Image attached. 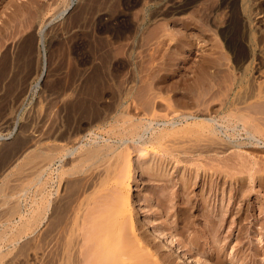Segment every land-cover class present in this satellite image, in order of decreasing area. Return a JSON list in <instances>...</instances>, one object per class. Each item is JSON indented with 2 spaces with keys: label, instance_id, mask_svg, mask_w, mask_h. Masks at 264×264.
Listing matches in <instances>:
<instances>
[{
  "label": "rangeland",
  "instance_id": "374dc122",
  "mask_svg": "<svg viewBox=\"0 0 264 264\" xmlns=\"http://www.w3.org/2000/svg\"><path fill=\"white\" fill-rule=\"evenodd\" d=\"M66 3L68 5L69 1L68 0H0V29H2V31L0 30V35L2 36L3 34V36L0 37V264H73V259L76 258L79 259V262H77L78 264L81 263L83 264L82 254L79 253L80 252L79 250H82L80 246L83 243V242L81 243V239H80L81 236H78L80 241L77 240L78 239L77 238L78 231H77L76 233L77 235H75L76 238L73 237L74 235L73 220L76 217V212H77L76 210L81 208V210L84 211V209H82L80 205H82V203L85 202L86 199L85 196H87V198L91 200L89 201L87 199V201L89 202L88 206H90L91 205L90 203L94 201L95 207H96V203H95L96 201H98V203H101L102 201H104V199L103 200L101 199L102 201L99 199L100 200L99 202L98 198L97 200L96 199L94 200V198H96L94 197V195L105 199H107V197L103 196L104 193L105 195H108L109 193L110 196H113L112 195L113 192L110 193L111 190L109 189V187L111 189L113 187L114 190L112 191L114 192L118 190V185L115 186L116 185L115 182H117V180L121 176L120 173L122 172L120 173L117 172V176L119 175V177L116 178L118 179L113 177L116 176L115 175L116 173L111 176V171L114 170L112 165L115 166L116 164H118V163L115 164L116 162L115 156L119 158V153L116 152H121L122 154V156H120L121 158L125 155L123 154V151L124 153H126L127 149H128L127 155H129L130 157L126 156L125 160H128L126 162L130 163V166L128 164L125 165V167L127 166L126 168H128L129 166V168H131V169L128 168L129 171L132 170L130 171V173L131 172L133 173L130 174L129 192L131 193L130 194V199H132L131 203L132 202L136 203V204L135 203L131 204V206L132 207L135 206L133 207L134 209L133 213H134V217L136 216L135 219H137V221L138 219H143L144 217H146L144 219L145 222L147 223V221H149L150 219L149 221L150 222L149 224L151 225V226L149 225L150 227H153L154 223L155 225L158 224L162 232H164L165 236L168 237L169 240H171L172 236L173 237L176 236L175 239L178 242L180 243L182 242V244L184 242L185 243L188 242L187 244L191 245V247H189L187 244H186L187 246H185L184 243V246H182V248L188 247L187 249L183 248L185 252L186 251L189 252V250L191 249L192 250V251L190 250L191 254H189L190 252L189 253L186 252V253L191 257L198 256L197 259L199 261L200 258L203 259L207 257L205 259L206 261L203 259L204 262L201 259V262H203V264H215V263L218 264V261L219 264L222 263L248 264V262L249 264L250 263L256 264L257 259H258L257 264H262L261 261L264 262V260L261 259L264 256V241H263L264 239L263 240L261 239L264 238V233H262L264 232V228H263L264 226L262 227V225H264L263 223L264 209L262 208L264 207L262 206L260 207V204L264 206V188H263L264 175H262V173L264 174V170L258 169L259 171H261L260 174L257 171V168L260 166L261 168L264 169V164L261 165V163L264 160V137H263L264 128L261 129V127L264 126V122H263L264 97H261L262 95H264V78L261 77L260 79H258L256 76L257 75L256 70L258 67H262V65H263L262 69H264V0H73V5H71L67 11H64L65 9H67L65 8L67 6ZM3 20L7 22H2ZM8 21H10L11 25L9 24ZM5 25L6 27L7 25L12 27V29L10 30L8 29V27L6 29V27H4ZM42 28H44V39H45L44 40L45 51L43 53L39 48L38 42L36 41L38 38L37 32H39V30ZM135 28L137 32L135 31ZM41 56L45 57L46 65L42 73V78L38 82V85H36L41 71V61H42ZM252 56H254V58ZM255 57L257 58L255 59ZM255 61L257 62L255 63ZM261 61L262 63H260ZM99 66L100 68H98ZM205 70L208 72H206ZM213 74L214 76H212ZM205 76L207 77L209 76V79ZM212 77H214V79ZM210 78L212 79L210 80ZM198 80H201L200 83L201 85L199 84ZM195 81H197L198 83L196 84ZM192 82L196 84V87L195 85L192 84ZM204 82L207 83L209 86ZM89 83L91 86L87 85ZM190 85H192V87H190ZM207 86L212 91L210 89H207L206 88ZM92 87L93 89H91ZM191 88L193 89L192 91L194 92L190 90ZM203 89L206 90V92ZM201 90H203V93L205 92L204 95L206 93H209L207 94L208 96L206 95L207 96L206 98L204 97ZM91 91L94 92L92 93ZM196 93L198 94L200 93L202 95L201 98L203 99L204 97L206 99V100L201 99L202 104L200 103V100L198 98L200 94L197 95ZM253 94L256 95L253 96ZM196 95H197L196 99L198 98L197 100L201 104L202 109L205 107V104L209 105V106L206 105L205 108V110H207L208 112L210 111L209 113L207 111H204V109H203V113L207 112L206 114L205 113L203 114L199 111L201 108L195 105L198 103V101L196 99H195L196 101L194 100ZM210 95L213 96L211 97ZM207 100H210L209 101L210 103H208ZM176 102L177 104H179V106L175 105ZM223 102L224 104L222 105ZM231 102H233V104ZM199 103L197 105H200ZM245 103L246 104L250 103L249 105L251 106L247 107L248 104L245 105ZM237 104L241 106L239 107V105L237 106ZM210 105L211 107H213L212 108L213 111L215 109L214 112L211 111L212 109H210L211 108ZM252 106H254L256 110L254 111L256 112V114H254L253 118H249V116L251 115L253 116L254 111ZM238 107H239V111L242 110L241 111L242 114L240 112H237L238 110L236 111ZM172 108L174 110H172ZM240 108L242 109L240 110ZM256 108H258L260 113H258V110ZM176 109L183 111L182 112L183 114H181L179 110L176 111ZM190 110H193L192 112L193 113L196 112L197 114L196 113L193 114L192 112L190 113L189 112ZM233 110L235 111L233 112ZM243 110L249 111L248 113L252 112V114L251 113L250 115L246 114V112H243ZM228 111H230L231 113L233 112V116L230 114L228 115L227 114ZM173 112L176 113L178 112L179 114L177 113L176 115V113ZM187 112H189V114ZM223 113L224 114L226 113L228 116H226V114L224 116ZM75 114H77L78 116ZM83 114L86 115L84 116ZM234 114L235 115L240 114L243 119L246 116V118L248 117L250 121L245 120L244 123L243 120H240L241 117L238 118L240 115L238 117L236 115L235 118ZM219 115H221L223 118ZM186 116L189 117L195 116L198 119L211 118L214 119L215 121L219 119L218 121H216V123L217 124L219 123V126L217 125V127L218 128L220 127V132L217 129L216 132L217 134H214V136H212L213 134L212 135L204 134L205 136H208V138L209 136H211L210 137L211 140L209 141L207 140L208 139L207 137H206L207 139H205V136L202 135L204 137L202 141L207 143L205 145H202L204 143H202V141H198L200 139H197V137L198 138L202 137L196 134V130L198 127L196 128L195 126L194 128V126H191L192 125L191 123L194 122L195 120L192 119L191 117L188 118V120H186ZM255 116L256 118L263 119V120L261 119V121L259 122V124H263V125H258L256 121L259 119L254 120ZM117 118L119 121L115 120ZM121 118L124 119L126 118L124 121L125 122L127 121L126 123L129 124L130 127L128 125L127 127L126 124L123 123L124 121ZM224 118L225 120H223ZM237 118L241 121L240 123L238 122L239 120H236ZM135 120L137 121V123ZM252 120H254L253 124H252ZM242 121L244 124H246L245 126H248L247 127L248 129L245 130L243 129V127L245 126L242 124ZM129 122L133 125V127H131V124ZM163 122L167 124H164ZM246 122L247 123L249 122L251 124L249 123L247 124ZM115 123H117V127L116 125L114 126ZM138 123L140 124L142 123V124L140 125ZM174 123L176 124V127H179V129L180 127L184 126L183 128H181L183 129L184 134H180L182 133L180 131L181 129L176 130V132H178L177 134L174 130L173 131L175 133L172 131V129H174L172 127L175 125ZM136 124L139 126H137ZM171 124L174 125L171 126ZM223 124H225L226 126ZM255 124L261 127L258 128L256 127ZM135 125L137 127H135ZM163 125L165 126L163 127ZM185 125L189 127H186ZM111 126H113V128L116 127L114 129L112 128L114 132L113 133L114 137L111 136L112 135ZM250 126H252L254 130H252V128L250 129L249 128ZM118 127L119 130L116 131L115 129H117ZM122 127L124 131H122ZM134 127L136 129L138 128L137 131ZM191 127H193L194 129ZM140 128H142V130ZM223 128H228L229 131L227 129L223 130ZM255 128L258 129V133H256L257 131H255L256 130ZM125 129L129 131L131 129H135L133 130V132L135 131L136 132L135 134L134 133L132 134V131L129 132L126 131ZM160 129H162L164 132L167 133L163 134L162 133L163 131L161 130L162 131L161 132ZM191 129H193V132H191L192 131ZM235 129L237 130L235 131ZM259 129H261L262 131H259ZM78 130L81 133L77 132ZM138 130L140 131V133H138L139 132ZM82 131L84 132L82 133ZM171 131L172 133H174L173 136L171 135L172 139L170 140L172 141L174 138H178L176 140H179L181 137L182 139L180 140L184 141V142L182 141L183 144L193 145L190 144L191 142L189 141H192V139L194 138L193 139L194 141H192V143L194 142V146L193 147L191 146L192 149H190L189 146L184 145L185 148L186 147L189 148L188 149L190 151L189 154L187 149L184 150V148H182L181 150L179 148L182 147L183 145L181 142L180 144L182 145L177 144L178 141L176 142L175 140L173 142L170 141V144L166 142H161L162 140L169 141V138H171L169 137ZM187 131L189 133H187ZM230 131L231 133H229ZM64 132L66 134H63ZM117 132H119V135L117 134ZM129 133L131 135L128 136ZM136 133L138 136L136 135ZM122 134H124V136ZM175 134L176 135L179 134L178 135L179 137H177ZM193 134L197 135V137L193 136ZM73 135L76 136V138ZM135 135L136 137H134ZM157 135H159L161 138L158 141L157 140L154 141L153 139L156 138L158 139L159 136ZM161 135L164 136L162 137ZM165 135L168 137L167 139L165 138ZM187 136L193 138L189 139ZM215 136L218 137L215 138L217 142L214 141V144L210 143V141L212 142V139L214 140L213 137ZM77 137H79L80 140L79 142ZM195 140L198 143L195 142ZM231 140L232 141L235 140V142H232ZM142 141L144 143H142ZM149 141L150 143L153 141V144L151 143V145H149L150 144ZM159 141L161 142V145H159L160 144ZM220 141L226 142L225 144L226 145L228 144L227 145L228 148L223 144L224 147L226 148L225 149L222 143L219 144L218 142ZM237 141L240 142L238 143ZM156 142L159 143L157 144L159 145V147L160 146L162 147L157 148V146L155 145ZM256 142L258 143V145L256 144ZM110 143L112 144L111 145L112 147L108 146V144L110 145ZM171 143L172 144L175 143L173 147L176 146L175 147L176 149L174 150L178 149L174 153L172 152L173 154L170 151L169 153H167V150H173V148L169 146L172 145ZM195 143L197 144V146L195 145ZM199 143L202 145L204 151L201 148V146L198 145ZM209 143L210 145H208ZM230 143L231 145L234 143V145L231 146L229 145ZM240 143L241 145H238ZM104 144H107V146L104 147ZM218 144L219 147L217 148L216 146H218ZM97 145L99 147L103 146L104 149L100 150L99 153L95 151L96 153L99 154L97 155L94 152V154H96L97 156H94V154H92L93 156L91 155L92 157L95 158L94 160L90 156V151L91 149H93V147L97 149L98 147ZM163 145L165 146V148L168 145V147H170L171 149L170 148L168 149L167 147L166 148L167 150H165L164 148L163 151L161 149L163 148ZM178 145L180 146L177 147ZM249 145L251 147H249ZM144 146H146L145 149H143ZM195 146L196 147L200 146V147L195 149L196 148ZM230 146L232 148H230ZM236 146L238 147L241 146V147L238 150ZM244 146H246V148H244ZM113 147L115 150L117 148L118 151L116 150L115 152L111 153L112 156L115 153L113 157L115 158V160H113L114 164H112L113 163L112 161L111 163L112 165H110L109 164L110 162H108L106 159L105 160L103 159L106 156V154H107L106 157L108 158L111 156L110 152L114 150V149L111 150ZM209 147L211 148V150ZM213 147L214 148L216 147L215 149L217 150L219 149V152L217 150H214ZM258 147L261 150L260 152ZM95 148L92 150V152L95 150ZM229 148L232 150H230ZM88 150L90 151L88 152ZM150 150L153 151L154 154L157 156H159L158 154L162 155V157L160 156L159 157L162 158L163 161H160L161 159H159V157L157 158V156L152 155L153 153L152 154L149 153L151 152ZM183 150L185 152L187 151L186 152L187 155L183 153ZM205 150L206 151L208 150L207 152L211 151V155L215 154V156L213 155L215 158L214 157L211 158L209 153L205 152ZM222 150H224L223 151V153L225 152L224 154L220 153V151ZM229 150L231 152L233 151L232 153H234L235 155L229 153L230 152ZM105 151L108 152L105 153ZM145 151H147L146 153H149L148 154L149 156H145L146 155V153H144ZM178 151L179 153H181L180 157H182L183 160L186 155L187 157L185 158H187L190 161H188L187 159H185L184 161L182 160L179 161V159L181 158L177 157ZM236 151L240 152V153L238 152L239 155L241 154L245 155L246 159L245 157L243 158L245 159L246 162L247 160L250 161V164L248 163V165H250L251 167H253L254 164L253 167L254 169H255V164L257 163L255 169L256 171L253 168H251L252 169L251 170L249 168L250 166L245 165L247 163L243 160L242 157L239 156L240 161H238V158H236L237 157ZM246 151L247 152L254 151L257 154L253 152L245 154ZM86 152H88L89 154ZM201 153L204 154L205 158L206 156L209 157L206 158V160H210L211 158L210 161H212V159H215L216 162L215 160H213L212 163L216 166L219 165V169L221 165L223 166L230 163L232 164L235 163L237 165V162H239L238 166L244 164L243 166L245 171H247L246 169L252 172L254 171L253 172V174L255 173L254 176L260 174L263 179H261L260 176H257L260 179L254 176H253L254 178L250 177L253 175L252 173L251 174L245 173V176L248 175L246 177L252 180L247 179L246 177L245 179H243L244 178L243 175L245 172L243 168L241 167L238 168V166L235 168L236 165L233 167L231 166L232 164H230V167H233V169L236 170L238 168L237 169L238 171L234 170L237 176H235L234 172L229 173V171H233L232 168L227 169L229 165L225 166L227 168H225L224 166L222 168L221 166L222 170L223 169L224 170L222 171L220 169L221 170V172L219 171L220 173L217 171L216 174H219L217 175L218 178L215 176L211 180L212 183L211 184L210 180L207 179V177L197 178L198 176H194L195 174L193 175V173L189 172L190 173L189 174L187 172L192 167V165L200 163L198 162L199 160H196V157L197 159H201L199 158L201 157ZM251 153L253 154L254 157L250 156ZM164 154L167 155L164 156ZM171 154L172 155L175 154L176 156H172ZM227 154L229 156L232 155L235 157L232 158V162L228 161L231 159L230 157L228 159ZM84 155H86V158L84 157ZM87 155H89L90 158L87 157ZM100 155L102 156L100 157V162H99L98 157ZM193 155L195 156V158ZM216 155L219 156L220 158L217 157ZM221 155L222 156L224 155V157L222 158L223 161L221 160ZM78 156L82 158L83 163L84 162L88 163L90 169L87 163L84 165L82 164V162L80 161L81 159ZM204 156L202 155L201 164L204 163L203 162L205 160ZM153 157H156V160ZM189 157L193 159L191 160L189 159ZM225 157H227L226 158L227 163L223 164ZM76 158L80 160L77 159L78 161H76L75 160ZM118 158H117V162L119 161V163H121L123 158H121L120 160ZM255 158L259 159V161L257 162V159ZM164 159H166L167 161ZM218 159L221 160V161L219 160L220 164H217ZM261 159H263L262 162ZM157 160L159 162H157ZM175 160L180 162L181 165L180 164L178 165L177 163L178 165L177 166ZM193 160H194L193 163L195 164H192ZM233 160L234 161L237 160V162H233ZM241 160H243L244 163H240ZM90 161L92 162L89 163ZM170 161L173 162V164L175 163L176 167L175 165L173 166V164H171ZM186 161H188L189 164L190 163L191 164L188 165V162L186 163ZM73 162H75V164ZM97 162L98 163L103 162V164L102 163L101 164L107 170L110 169V167H112L111 168L112 170L109 171L110 174L108 175L107 173L105 175L106 177L110 176L108 177V179L104 176L106 170L104 169L105 172L100 171L104 167L102 169L100 168L98 169V167L101 164H98ZM105 162L108 163L109 165L106 164ZM152 162H154L155 164L157 163L158 164L161 163V164L155 165ZM207 162L209 163V161ZM207 162H206L207 166L205 164L204 165L208 168ZM259 162L261 163L258 164ZM73 164L79 166L82 164L84 169L86 168V166H88V168L84 170L82 166L77 167V166H73ZM146 164H150L149 168H146ZM118 165L119 166L116 169L117 171L119 170L122 171L126 169L124 168V166L120 167V164ZM141 165L143 166L141 167ZM151 166L153 167L151 168ZM163 166L166 171H164ZM187 166H189L188 170H186ZM167 167L170 170H172V168L175 167L174 173L173 170L171 171L172 172L171 173ZM181 167L185 169L182 170ZM80 168H82L83 170H81ZM74 169H76V173ZM78 170L79 171L81 170V172H78ZM154 170H156L155 175L157 174L158 171L157 177L160 176L161 180L164 182L160 180V177L159 179H157L156 176H154L156 179L152 178L154 175L153 174ZM167 170H169V172ZM144 171H146V174ZM149 171L153 175H151ZM98 172L99 173L101 172L100 173L101 175L102 172H104L102 178L105 177L106 179L103 178L104 179L103 180L102 178H100V174ZM161 172L163 173V175L166 176L164 177L162 175L163 176L162 178ZM165 172H167V174ZM180 172L188 174V175L185 174V176H190V178H192L193 181L197 178L196 180L197 182L195 181L196 184L193 183L194 184V186L192 184L193 187H191V184H189L188 190H186L187 189L186 187L185 189L184 187L180 186L181 182H179V180H181L182 177V173ZM148 173L151 175V177L149 176ZM168 173L171 176H168ZM199 173H201V170H199ZM225 173L227 174V178L230 177V175L233 176V180H232L233 182L231 181L232 178L230 180L229 178L228 180L227 178H225V176L223 175ZM238 173L240 174L242 173L241 180L239 179L241 177L239 176ZM96 177H98V179H102L103 180L102 183L105 182L103 185L105 186L104 187L105 189L101 188V190L103 189V194H101L100 196L98 195L100 194V189H98L97 186H102L99 183L101 180L96 179ZM173 177L179 178V180L178 179L175 180V178L173 179ZM131 179H133V181ZM165 179H167V181ZM97 180L99 181L98 182L99 184L96 183ZM107 180H109V182H106ZM153 180H156V182H153L155 184L152 183ZM235 180H239V181L235 182ZM244 180H245V184L247 185L244 184ZM89 181H91L92 183L91 182L89 183ZM158 181L159 182L161 181V183L159 184ZM206 182H208L210 186ZM219 182L222 184H220ZM257 182L259 183V185ZM156 183H158V185ZM169 183H171L170 184L172 186L171 189L175 187L173 188L175 190H172V192L173 191L174 192L173 193L170 192L171 195L168 196L166 195L167 194L166 192H168V190L164 191L163 189L164 188L170 189V185L166 186V184ZM241 183L244 184V186L247 187L248 189L245 193L243 190H245L246 188L243 187ZM91 184H93L92 186L97 189H93ZM162 184L163 186L166 187H163ZM176 184L178 185V187L176 186ZM217 184L220 188H218ZM227 184L230 187L229 188L230 192L227 190L228 189ZM236 184L239 185L236 186ZM107 185H109V187ZM212 185L214 186L213 192L212 190H209L211 189ZM260 185L262 188H260ZM155 186L157 187V190L161 192H158L157 190L155 191L154 190L156 189ZM159 186L162 187L163 189L159 188ZM216 186L218 189L215 188ZM88 187L91 189H89ZM115 187L117 190H115ZM190 187L192 190V192L190 191L191 193H189ZM232 187H236L237 189L236 188L234 189ZM222 188L223 189L225 188V190L222 191L223 190ZM92 189L97 190L98 192L97 191L93 192ZM215 189L216 190L220 189V190L216 191ZM230 189L234 191L231 192ZM83 190L86 191L83 192ZM105 190H107V193L105 192ZM162 190L166 193V194L164 193L165 197L167 196L166 198L162 194L163 192ZM180 190H182L184 193L186 192L188 193L187 195L189 196L190 199L189 201H187L188 197L186 199V196H184L183 192ZM198 190L200 192L199 195L197 194ZM238 190L243 192L244 194L240 193ZM87 191L88 194L86 193ZM208 191H210L211 193ZM201 192L203 194H201ZM221 192L223 193L221 194ZM82 193H84L85 198H83ZM152 193L153 194L158 193V195L162 194L164 200L163 198H161L163 201L158 202L159 204L157 202L155 203V201L157 200L154 201V199H158V197L160 196L155 198L157 195L154 197ZM207 193L209 194L205 195ZM212 193L213 195H211ZM229 193L231 194V196H234V194L236 193L235 194L236 196H234L235 198L233 197L231 198ZM238 193L240 195L242 194L241 197L239 196ZM89 194L91 195V198ZM173 194L174 196L178 194L177 196L181 197L182 204H178L179 198L178 197L174 198V196H172ZM228 194H229V199H228ZM133 195L136 196L134 197ZM190 195L194 199L190 197ZM215 195L217 197H214ZM221 195H223L225 198L224 197L222 198ZM202 196L204 197V200L206 202L203 201ZM220 197L224 199L225 202L227 201V203H229L230 205L226 204L223 200L222 203L219 202L221 200ZM80 198L83 199L84 201H82ZM110 198L112 199V197ZM167 198L168 199L171 198L170 200L174 198L173 201L177 203L175 204L174 202L169 201ZM244 198H245V202H244ZM78 199L82 201L80 202L81 203L80 205L78 202L80 200ZM207 199L208 200L210 199L209 200L210 204L207 203L208 202ZM230 199L232 200L234 199V200L231 201ZM185 201H187V203ZM194 201H195V207H194ZM215 201L218 202L216 203ZM170 202L172 203V205L173 204L175 205H173V207L168 205V203L171 204ZM223 202L226 205H228L227 207L228 209L226 210L228 215H225V217L223 215L226 213L224 211L225 205L223 204ZM212 203L216 205H220L219 203H221L223 204L224 207L222 205L214 206ZM75 204L78 205V207ZM153 204H155L154 206L159 205L160 207L161 205H163V208H159L160 210L158 209L159 206L155 208H150L149 205L150 206L152 205V207H154ZM165 204L174 209L176 208L175 210L172 209L171 212L169 209L170 214L172 213L173 216L168 215L169 212L168 209H165L164 207L166 206ZM184 204L186 207H189L190 210L189 208L185 210L186 207L184 206ZM245 204L247 206H245ZM74 205L78 209H76ZM181 205L183 206L181 207ZM248 205L250 207H248ZM167 206L166 208H170ZM198 206H200L199 209H197ZM212 206L216 207L214 211L217 212L218 214L219 212L221 214L223 212L222 214L223 217L221 215L220 216L223 218L222 221L225 220L224 221L225 223L221 221L223 229L220 226L221 227L220 230L222 232L219 231L221 232V236L220 235L219 236L223 238L225 236L224 231H226L225 234L228 236L229 232L232 230L231 231L232 234H229V237L225 236V239L226 240L228 239L227 241L224 238L221 240V238L219 237L220 238L219 240L221 241L220 244L219 242L215 243L211 241L212 239L211 236L213 235V233L210 236L209 234L206 235L202 234L203 236L202 235L200 236L203 238L201 239L197 238L195 242L196 246L200 245V248L199 247H198L199 249L194 248L195 246H193L194 244L191 242L192 237H190L191 240L189 238L190 236L189 232L190 234L193 233L192 236L195 233V232H191L194 230V229L192 230L191 228V226L192 227L194 226L193 222L195 221L196 224V222L197 221L199 222L200 220V222H202L201 223L202 227H204V225H207L209 223L207 220H205L206 221L205 224L204 220L200 219L199 216L195 218V215L196 216L199 215L198 212L200 211V208L202 209L204 207H206L205 209L207 208L209 209L208 212L210 211V209L212 211L213 210ZM87 207L85 205V210ZM246 207L250 209L247 210ZM73 208H75L76 210H74ZM178 208L180 209L177 210ZM191 208H193L194 211ZM217 208L218 209L221 208V211L220 210L217 211L218 210ZM91 209H93V205ZM91 209L89 210L87 209V210L90 211ZM156 209H157V213H156ZM222 209L224 210L222 211ZM73 210L75 211V213H73L74 212ZM81 210L80 212L81 214H83ZM173 210L174 212H176V214L173 213ZM230 210L234 211L235 217L233 216L234 214H232ZM238 210L241 211L239 212ZM252 210L253 212H251ZM182 213L183 216L180 215ZM190 213L192 214V216H190L191 215ZM259 213H261L262 215ZM154 214H156L155 218H157L158 220L154 218ZM164 215L167 216V219L169 221L168 220L166 221V219H164L166 217ZM230 215L232 216L231 219H234L232 224L230 222L231 219L228 220L230 218ZM160 216L162 219L160 218ZM190 217L193 218L192 221L189 222V226L192 222L190 226L191 229L188 227L187 229H185L186 227L182 228L181 223L184 221V219ZM242 217L248 219L249 223L247 222V220L246 222H244L243 220L245 219L244 218L241 219ZM194 219H198V220L196 221ZM238 219L241 222H243L241 223V225H239L240 221ZM237 221H239V223H237ZM178 222L180 224H178ZM200 222L198 224H200ZM223 223L225 226H223ZM250 223H254V224H250ZM226 224H228L227 226L232 225L234 226V228L232 229V226L228 228L226 227ZM249 224L253 226H249ZM168 225L169 226L171 225L170 227L171 229L169 228ZM240 226L241 227L245 226V227L240 229L241 228ZM139 227L141 226H138L136 229H138ZM172 227H174L175 229H173ZM202 227L199 225L196 226L195 228L201 229ZM236 227H238L240 230H238V228ZM165 228L166 230L163 231V229ZM178 228L180 229V232L181 231L183 232L184 229L185 232L186 230L189 232L186 233L181 232L182 233L181 234L179 233ZM227 228L231 230L227 231ZM244 228H247L248 230L247 229L245 230ZM243 229L247 232L245 234H248V238L246 235L245 238H247V240L251 243V246H248L249 242L246 239H243L244 233L241 236L239 235L241 234V232L238 233V231H244ZM250 229L254 230V232ZM172 230H174L176 232L175 234L177 235H175L172 232ZM168 231L172 232V235ZM139 232L141 236L145 233L144 236L148 238L149 236L148 232H145V230H143L142 228L136 230L137 235H140ZM251 233L252 234L256 233L257 235L256 234L255 235L258 236L259 239L257 240V237L256 236L254 237V235H252ZM185 234L186 236L183 237L182 235ZM234 234H236L237 237H234L235 236ZM178 235L179 237L181 236L182 239L184 240L177 237ZM239 236L240 239L238 238ZM185 237L188 241L185 239ZM250 237L251 239H249ZM214 238L215 237H213V240ZM234 238H236V240L238 239L239 241H235ZM252 238H254L257 241H254V239ZM199 239L201 241H199ZM241 239H243L244 241H241ZM74 240L75 242L78 243L76 244L75 242H73ZM223 240L227 242V243L224 242L225 246L223 245L222 242ZM252 240L254 242H252ZM197 241L199 243L198 245H197ZM210 242L217 245L219 244L221 246L223 245L224 247L221 248L220 246V248L221 250L224 248L223 250L226 251L227 256L225 255V252L222 251L221 253L222 255L221 257H219L221 260L218 259L216 255L217 253L211 256L213 258H208L212 250V245H214V244L211 245ZM242 242L246 243V245L248 244L247 246L249 248L251 247V250H249L248 247L245 248L244 247L245 244H243ZM259 243L261 244V246ZM73 244L75 245L73 246ZM226 244H228L227 247ZM240 244L242 246L240 247L241 249L243 248L248 249L246 251L244 249L243 250L247 257H251L249 258L250 260L247 259V257H243L245 256L242 255L243 250H239L238 247L240 246ZM252 244L254 245L252 246ZM257 244H259L258 246H260L261 248L256 246ZM231 245L232 247H229ZM234 245L236 246V249L234 248L235 250H233V247H235ZM216 247L219 248V246ZM254 247H256L258 250L261 249L263 251L262 252L257 251L258 252L257 254L255 251H252L254 249L257 250ZM230 248H231V252L229 253H231V255L228 254ZM206 249L208 252L206 251ZM73 250L77 251L79 255H81V257ZM193 250L196 252V254ZM232 250L234 251L233 254H232ZM235 251L236 252L239 251V252L236 253ZM73 253H76L77 256H75L76 254ZM200 253H203L204 255L203 254L197 255ZM238 253L240 254V256ZM205 254L207 256H205ZM252 255L254 257L259 255V257L254 258ZM222 258L223 259L225 258L224 261H222L223 260ZM233 258H235L234 262L232 260ZM242 258H245V260H243ZM213 259L214 260L217 259V261L215 260V263H213L214 262Z\"/></svg>",
  "mask_w": 264,
  "mask_h": 264
},
{
  "label": "bare ground",
  "instance_id": "6f19581e",
  "mask_svg": "<svg viewBox=\"0 0 264 264\" xmlns=\"http://www.w3.org/2000/svg\"><path fill=\"white\" fill-rule=\"evenodd\" d=\"M68 1H69V3H68V5H67V3H66L67 6L65 7V8H67V9H65L64 11H67L68 8H70V6L73 5V0H71V1L68 0ZM10 21H11V20H10ZM10 21H8L9 24H10ZM12 21H13V20H12ZM2 22H7V21H4V20H3ZM6 24H7V23H6ZM10 25H11V24H10ZM12 26H13V25H12ZM4 27H6V25H5ZM7 27H8V29H10V30L12 29V27H10V26H8V25H7ZM7 27H6V29H7ZM9 27H10V28H9ZM6 29H5V30H6ZM130 29H131V28H130ZM132 29H133V28H132ZM0 30L2 31V29H0ZM38 30H39V29H38ZM130 31H131V30H130ZM135 31H136V28H135ZM136 32H137V31H136ZM37 33H38V35H37L38 38H37L36 41L38 42V45H39V48H40L41 52L43 53V52L45 51V50H44V49H45V48H44V43H45V42H44V40H45V39H44V28L40 29L39 32H37ZM1 34H2V32H1ZM31 35H32V34H31ZM2 36H3V34H2ZM2 36L0 35V37H2ZM25 41H26V40H25ZM26 43H27V42H26ZM36 44H37V43H36ZM30 45H31V44H30ZM33 45H34V44H33ZM45 54H46V53H45ZM6 55H7V54H6ZM41 57H42V61H41V71H40V75H39V77H38V81H37V84H36V85H38V82L41 80V78H42V73H43V70L45 69V65H46L45 57H44V56H41ZM252 57L254 58V56H252ZM256 58H257V57H255V59H256ZM259 59H260V58H259ZM257 61H258V59H257ZM257 61H255V63H256ZM259 61H260V60H259ZM260 63H262V61H261ZM256 65H257V64H256ZM204 67H205V66H204ZM98 68H100V66H99ZM102 68H104V67H102ZM102 68H101V69H102ZM202 68H203V67H202ZM205 68H206V67H205ZM254 68H255V67H254ZM262 68H263V65H262V67H258L257 70H256V74H257L256 76H257L258 79H260L261 77L264 78V69H262ZM1 69H2V68H1ZM3 69H4V68H3ZM94 70H95V69H94ZM94 70H93V71H94ZM202 70H203V69H202ZM202 70H201V71H202ZM207 70H208V69H207ZM93 71H92V72H93ZM205 71H206V70H205ZM208 71H209V70H208ZM208 71H206V72H208ZM97 73H98V72H97ZM90 76H92V75H90ZM96 76H97V75H96ZM212 76H214V74H213ZM101 77H102V76H101ZM205 77H207V76H205ZM205 77H202V78H205ZM202 78H201V79H202ZM207 78L209 79V76H208ZM212 78L214 79V77H212ZM212 78H210V80H211ZM216 78H217V77H216ZM102 79H103V78H102ZM195 79H196V78H195ZM196 80H197V79H196ZM205 80H206V79H205ZM205 80H203V81H205ZM210 80H207V81H210ZM256 80H257V79H256ZM135 81H136V80H135ZM198 81H199V84H200V83H201V80H198ZM207 81H206V82H207ZM217 81H218V80H217ZM88 82H89V81H88ZM195 82H196V84L198 83L197 81H195ZM212 82H213V81H212ZM93 83H94V82H93ZM99 83H100V82H99ZM204 83H205V82H204ZM210 83H211V82H210ZM240 83H241V82H240ZM190 84H191V83H190ZM192 84L195 85V87H196V84H194L193 82H192ZM199 84H198V85H199ZM202 84H203V83H202ZM205 84H207V83H205ZM205 84H204V85H205ZM215 84H216V83H215ZM36 85H35V86H36ZM87 85H90V83L87 84ZM92 85H93V84H92ZM200 85H201V84H200ZM200 85H199V86H200ZM207 85H208V84H207ZM213 85H214V83H213ZM216 85H217V84H216ZM12 86H13V85H12ZM83 86H84V85H83ZM90 86H91V85H90ZM90 86H89V87H90ZM208 86H209V85H208ZM208 86H207L206 88H207V89H210ZM190 87H192V85H190ZM200 87H201V86H200ZM203 87H204V86H203ZM210 87H211V86H210ZM212 87H213V86H212ZM97 88H98V87H97ZM198 88H199V87H198ZM201 88H202V87H201ZM206 88H204V89H206ZM91 89H93V87H92ZM204 89H203V90H204ZM212 89H213V88H212ZM82 90H83V88H82ZM190 90L192 91L193 89L191 88ZM203 90H201L202 93H203ZM210 90H211V89H210ZM210 90H209V91H210ZM195 91H196V89H195ZM199 91H200V90H199ZM199 91H198V92H199ZM204 91L206 92V90H204ZM209 91H207V92H209ZM211 91H212V90H211ZM84 92H85V91H84ZM84 92H83V93H84ZM91 92H92V91H91ZM93 92H94V91H93ZM93 92H92V93H93ZM192 92H194V91H192ZM205 92H204V93H205ZM204 93H203V95H204ZM210 93H211V92H210ZM196 94L199 95L200 93H199V94L196 93ZM207 94H209V93H206V94L204 95L205 98L208 96ZM197 95L195 96L194 100L196 99ZM206 95H207V96H206ZM255 95H256V94H253V96H255ZM258 95H259V94H258ZM201 96H202V95L200 94V96L198 97L199 100H200V103H201V99H202ZM210 96H211V95H210ZM212 96H213V95H212ZM212 96H211V97H212ZM250 96H251V95H250ZM204 97H203V99L206 100ZM261 97H264V95H262ZM261 97H260V98H261ZM198 98H197V99H198ZM251 98H252V97H251ZM251 98H250V99H251ZM68 99H69V98H68ZM76 99H77V98H76ZM89 99H90V98H89ZM197 99H196V100H197ZM203 99H202V100H203ZM207 99H209V98H207ZM247 99H248V97H247ZM74 100H75V99H74ZM85 100H86V99H85ZM91 100H92V99H91ZM196 100H195V101H196ZM210 100H211V99H210ZM210 100H207L208 103H210V102H209ZM227 100H228V99H227ZM245 100H246V99H245ZM197 101H198V100H197ZM207 101H205V102H207ZM89 102H92V101H89ZM173 102H175V101H173ZM225 102H226V101H225ZM234 102H236V101H234ZM82 103H83V102H82ZM82 103H80V104H82ZM192 103H193V102H192ZM198 103H199V101H198ZM198 103H197V104H198ZM200 103H199V104H200ZM231 103L233 104V102H231ZM242 103H244V102H242ZM188 104H189V103H188ZM197 104H195V105H196L197 107H200V108L202 109V106H201L202 103H201L200 105H197ZM223 104H224V102L222 103V105H223ZM239 104H241V103H239ZM239 104H237V106H238ZM247 104H248V103H247ZM247 104L245 103V105H247ZM249 104H250V103H249ZM249 104L247 105V107L251 106V105H249ZM77 105H79V104H77ZM111 105H112V104H111ZM118 105H119V104H118ZM173 105H174V104H173ZM173 105H172V106H173ZM175 105L179 106V104H177V102H176ZM195 105H194V106H195ZM206 105H208V104H205V107L203 108L204 111H207V110H205ZM243 105H244V104H243ZM245 105H244V106H245ZM172 106H171V107H172ZM203 106H204V105H203ZM208 106H209V105H208ZM208 106H207V107H208ZM226 106H227V104H226ZM226 106H225V107H226ZM233 106H234V105H233ZM235 106H236V105H235ZM240 106H241V105H239V107H240ZM74 107H75V106H74ZM197 107H196V108H197ZM210 107H211V105H210ZM210 107H209V108H210ZM221 107H222V106H221ZM230 107H231V106H230ZM239 107H238V109H236L237 107H236L235 109H236V111L238 110L237 112H240V113H241V111H242L241 109H242V108H240L241 111H239ZM110 108H111V107H110ZM176 108H177V107H176ZM212 108H213V107H211L210 109H212ZM252 108H253V111H254V110H255L254 106H252ZM201 109H200L199 111H200L201 113H203V109H202V111H201ZM225 109H226V108H225ZM244 109H245V108H244ZM249 109H250V108H249ZM249 109H248V110H249ZM256 109L258 110V108H256ZM148 110H149V109H148ZM172 110H174V109L172 108ZM178 110H179V109H176V111H178ZM196 110H197V109H196ZM217 110H219V109H217ZM222 110H223V109H222ZM229 110H230V109H229ZM231 110H232V109H231ZM251 110H252V109H251ZM80 111H81V110H80ZM149 111H150V110H149ZM179 111H180V110H179ZM192 111H193V110H190L189 112L191 113ZM211 111H213V109H212ZM214 111H215V109H214ZM214 111H213V112H214ZM220 111H221V110H220ZM223 111H224V110H223ZM234 111H235V110H233V112H234ZM255 111H256V110H255ZM255 111L253 112V116L251 115V116H252V117H251V116H249V115H250V113L252 114V112L248 113L249 111H245V110H243V112H246V114H249V115H248L249 118H253V117H254V114H256ZM74 112H75V111H74ZM180 112H181V114H183V113H182L183 111H180ZM189 112H187V113L189 114ZM197 112H198V111H197ZM200 112H199V113H200ZM207 112H208V111H207ZM207 112H206V113H207ZM209 112H210V111H209ZM209 112H208V113H209ZM213 112H211V113H213ZM216 112H217V111H216ZM226 112H227V111H226ZM229 112H230V111H228L227 114H228V115L230 114V115L233 116V112H232V113H231V112L229 113ZM71 113H72V112H71ZM78 113H79V112H78ZM78 113H77V114H78ZM89 113H90V112H89ZM150 113H151V112H150ZM173 113H176V112H173ZM177 113H178V112H177ZM177 113H176V115H177ZM192 113H193V112H192ZM194 113H196V112H194ZM194 113H193V114H194ZM204 113H205V112H204ZM204 113H203V114H204ZM206 113H205V114H206ZM258 113H260L259 110H258ZM72 114H73V113H72ZM77 114H75V115H77ZM96 114H97V113H96ZM178 114H179V113H178ZM185 114H186V112H185ZM196 114H197V113H196ZM223 114H224V113H223ZM225 114H226V113H225ZM225 114H224V116H225ZM227 114H226V116H228ZM237 114H238V113H237ZM237 114H236V115H237ZM241 114H242V113H241ZM246 114H245V115H246ZM83 115H84V114H83ZM83 115H82V116H83ZM85 115H86V114H85ZM85 115H84V116H85ZM107 115H108V114H107ZM209 115H210V114H209ZM221 115H222V113H221ZM221 115H219V116H221ZM234 115H235V114H234ZM236 115H235V118H236ZM239 115H240V114H239ZM239 115H237V117H238ZM243 115H244V114H243ZM77 116H78V115H77ZM84 116H83V117H84ZM99 116H100V115H99ZM99 116H98V117H99ZM108 116H109V115H108ZM211 116H212V114H211ZM101 117H102V116H101ZM181 117H182V116H181ZM190 117H191L192 119H194L195 121L191 123L192 125H191L190 123H189V124H190L191 126H194V128H195V126H196V128L198 127L197 130H196V134H197V135L202 136V135H204V134H205V135H206V134H211V135L213 134L212 136H214V134H217V133H216V132H217V129H218L219 132H220V127H219V128L217 127V125L219 126V123H218V124L216 123V121H218L219 119L215 121L214 119H211V118H200V119H198V118L195 117V116H190ZM190 117H189V116H186V120H188V118H190ZM205 117H206V116H205ZM215 117H216V116H215ZM217 117H218V116H217ZM221 117H222V116H221ZM230 117H231V116H230ZM240 117H241V118H240ZM243 117H244V116H243ZM75 118H76V117H75ZM90 118H91V117H90ZM103 118H104V117H103ZM222 118H223V117H222ZM222 118H221V119H222ZM225 118H226V117H225ZM225 118H224L223 120H225ZM228 118H229V117H228ZM238 118H240V120H243L244 123H245V120H246V121H250V120L248 119V117L246 118V116L244 117V119L242 118L241 115H240ZM238 118H237L236 120H239ZM73 119H74V117H73ZM82 119H85V118H82ZM87 119H88V118H87ZM104 119H105V118H104ZM104 119H103V120H104ZM107 119H108V118H107ZM121 119H123V121H124L126 118H125V119H124V118H121ZM184 119H185V118H184ZM221 119H220V120H221ZM226 119H227V118H226ZM247 119H248V120H247ZM257 119H259V120H257ZM261 119H262V118H261ZM261 119H260V118H256V116H255V119H254V120H257L256 122L258 123V125H263V124H259V122L261 121ZM115 120L119 121L118 118L115 119ZM127 120H128V119H127ZM129 120H130V119H129ZM228 120H229V119H228ZM230 120H233V119H230ZM234 120H235V119H234ZM240 120L238 121L239 123L241 122ZM254 120H252V124H253ZM262 120H263V119H262ZM84 121H85V120H84ZM90 121H91V120H90ZM90 121H89V123H90ZM117 121H116V122H117ZM123 121H122V122H123ZM132 121H133V119H132ZM135 121H136V120H135ZM135 121H134V122H135ZM182 121H183V119H182ZM221 121H222V120H221ZM243 121H242V124L245 126L246 124H244ZM98 122H99V121H98ZM98 122H97V123H98ZM101 122H102V121H101ZM122 122H121V123H122ZM126 122H127V121H126ZM126 122L124 121L123 123H125L126 126L128 125V126L130 127V125L127 124ZM130 122H131V121H130ZM130 122H129V123H130ZM141 122H142V121H141ZM168 122H169V121H168ZM170 122H171V121H170ZM173 122H174V121H173ZM229 122H230V121H229ZM231 122H232V121H231ZM263 122H264V120H263ZM84 123H85V122H84ZM89 123H88V124H89ZM95 123H96V122H95ZM117 123H118V122H117ZM117 123H115L114 126L116 125V127H117ZM123 123H122V124H123ZM136 123H137V121H136ZM163 123H164V124H167V123H165V122H163ZM171 123H172V122H171ZM179 123H180V122H179ZM185 123H186V122H185ZM222 123H223V122H222ZM226 123H228V122H226ZM232 123H233V122H232ZM246 123H247V122H246ZM248 123H249V122H248ZM248 123H247V124H248ZM86 124H87V122H86ZM118 124H119V123H118ZM125 124H124V125H125ZM130 124H131V123H130ZM133 124H135V123H133ZM138 124H140V123H138ZM141 124H142V123H141ZM141 124H140V125H141ZM161 124H162V123H161ZM174 124H175V123H174ZM174 124H173V125H174ZM177 124H178V123H177ZM181 124H182V123H181ZM249 124H251V123H249ZM91 125H92V124H91ZM120 125H121V124H120ZM136 125H137V124H136ZM136 125H135V127L139 126V125H137V126H136ZM159 125H160V124H159ZM173 125L171 124V126H173ZM178 125H179V124H178ZM223 125H225V124H223ZM223 125H222V126H223ZM255 125H256V124H255ZM258 125H256V127L260 128L261 126L259 127ZM83 126H84V125H83ZM128 126H127V127H128ZM164 126H165V125H163V127H164ZM168 126H169V125H168ZM185 126H186V125H185ZM220 126H221V124H220ZM225 126H226V125H225ZM228 126H229V125H228ZM235 126H236V125H235ZM252 126H254V125H252ZM252 126H250L249 128L251 129ZM84 127H85V126H84ZM84 127H83V128H84ZM88 127H89V126H88ZM88 127H87V129H88ZM116 127H114V128H116ZM131 127H133L132 124H131ZM135 127H134V128H135ZM143 127H144V126H143ZM143 127H142V128H143ZM183 127H184V126H183ZM183 127H180V129L183 128ZM186 127H189V126H186ZM241 127H242V126H241ZM245 127H246V128H245ZM245 127H243L244 130H245V129H248V128H247L248 126H245ZM89 128H90V127H89ZM112 128H113V126H111V131H112V135H111V136L114 137V134H113L114 132H113ZM114 128H113V129H114ZM142 128H140V129L142 130ZM161 128H162V127H161ZM172 128H174V129H172V131L174 130L175 132H176V130L179 129V127H176V124H175ZM191 128H193V127H191ZM194 128H193V129H194ZM229 128H230V127H229ZM237 128H238V127H237ZM262 128H264V126H262L261 129H262ZM76 129H77V128H76ZM120 129H121V128H120ZM127 129H128V128H127ZM135 129H136V128H135ZM135 129H131V130H130V131H132V134H133V133L135 134V132L137 131L138 128L136 129L135 132H133V130H135ZM140 129H139V130H140ZM180 129H179V130H180ZM193 129H191V130H192L191 132H193ZM225 129L228 130V128H223V130H225ZM233 129H234V128H233ZM255 129H256L255 131H257L256 133H258V129H257V128H255ZM261 129H259V131H262ZM115 130H116V131L119 130V127H118L117 129H115ZM125 130H126V129H125ZM139 130H138V131H139ZM161 130H162V129H160V131H161ZM188 130H190V129H188ZM236 130H237V129H235V131H236ZM244 130H243V131H244ZM252 130H254V128H252ZM85 131H86V130H85ZM88 131H89V130H88ZM122 131H124V130H123V127H122ZM126 131H129V130H126ZM130 131H129V132H130ZM162 131H163V130H162ZM162 131H161V132H162ZM168 131H170V130H168ZM172 131H171V133L169 134V135H170L169 137H171V135L173 136V134L175 133L174 131H173L174 133H172ZM180 131L182 132V133H180V134H184L183 129H181ZM228 131H229V130H228ZM231 131H232V129H231ZM231 131H230L229 133H231ZM233 131H234V130H233ZM249 131H250V130H249ZM77 132H79V130H78ZM83 132H84V131H82V133H83ZM119 132H120V131H119ZM119 132H117L118 135H119ZM155 132H156V131H155ZM191 132H190V133H191ZM251 132H252V131H251ZM79 133H81V132H79ZM109 133H110V132H109ZM138 133H140V131H139ZM157 133H158V132H157ZM162 133L165 134V133H167V132H164V131H163ZM168 133H169V132H168ZM177 133H178V132H176V134H177ZM187 133H189V132L187 131ZM187 133H186V134H187ZM245 133H246V131H245ZM63 134H66V133L64 132ZM85 134H86V133H85ZM117 134H116V135H117ZM176 134H175V135H176ZM186 134H185V135H186ZM234 134H235V133H234ZM238 134H239V133H238ZM247 134H248V132H247ZM252 134H254V133H252ZM262 134H263V132H262ZM82 135H84V134H82ZM122 135L124 136V134H122ZM126 135H127V134H126ZM129 135H131V134L129 133L128 136H129ZM136 135H137V133H136ZM136 135H135L134 137H136ZM152 135H153V134H152ZM166 135H168V134H166ZM166 135H165V138L167 139L168 137H167ZM178 135H179V134H178ZM178 135H176V136L179 137ZM197 135H194V134H193V136H196V137H197ZM205 135H204V136H205ZM73 136H74V135H73ZM78 136H79V135H78ZM109 136H110V135H109ZM120 136H121V135H120ZM123 136H122V137H123ZM128 136H127V137H128ZM132 136H133V135H132ZM137 136H138V135H137ZM157 136H159V135H157ZM161 136H162V135H161ZM163 136H164V135H163ZM163 136H162V137H163ZM218 136H219V135H218ZM222 136H223V135H222ZM231 136H232V135H231ZM234 136H235V135H234ZM74 137L76 138V136H74ZM74 137H73V138H74ZM83 137H84V136H83ZM117 137H118V136H117ZM154 137H156V136H154ZM174 137H175V136H174ZM174 137H173V138H174ZM182 137H183V136H182ZM184 137H186V136H184ZM187 137H188V136H187ZM196 137H195V138H196ZM202 137H203V136H202ZM202 137H200V138L197 137V139H200V140H198V141H202V140L204 139V137H203V138H202ZM206 137L208 138V136H205V139H207ZM210 137H211V136H209V138L207 139L208 141L211 140ZM223 137H224V136H223ZM263 137H264V134H263ZM263 137H262V138H263ZM64 138H65V137H64ZM77 138H78V142H79V141H80V140H79V137H77ZM110 138H111V137H110ZM152 138H153V137H152ZM160 138H161V137L159 136L158 139L156 138V139H153V140H154V141H155V140L158 141ZM188 138L190 139L191 137H188ZM192 138H193V137H192ZM192 138H191V139H192ZM213 138H214V140L212 139V142L210 141V143H213V144H214V141L217 142L215 138H218V137L215 136V137H213ZM232 138H233V137H232ZM119 139H120V138H119ZM147 139H148V138H147ZM162 139H164V138H162ZM166 139H164V140H166ZM170 139H172V137L169 138V141H163V140H162L161 142H166V143H169V144H170V141H172V140H170ZM176 139H178V138H174L173 141H174V140H175L176 142L178 141L179 143L177 142V144H180V142L183 144L184 141H183V140H180V139H182L181 137H180L179 140H176ZM183 139H184V138H183ZM186 139H187V138H186ZM189 139H188V140H189ZM193 139H194V138H193ZM193 139H192V141H194ZM197 139H196V140H197ZM221 139H222V138H221ZM260 139H261V138H260ZM196 140H195V142H197ZM218 140H219V139H218ZM223 140H224V139H223ZM227 140H228V138H227ZM73 141H74V140H73ZM143 141H144V140H143ZM143 141H142V143H144ZM145 141H146V140H145ZM173 141H172V142H173ZM182 141H183V142H182ZM192 141H189V142H191L190 144H193V145H189V144H183V145H182V144H180V145H182V147H179L180 145H178L177 147H179L181 150H182V148H184V150H186V149L188 150L189 148L192 149L191 146H192V147L194 146V142L192 143ZM205 141H206V140H205ZM229 141H230V140H229ZM229 141H228V143H229ZM231 141H232V140H231ZM161 142L159 141L160 144L157 143V142H156V144H155V143H154V144L157 146V148H160V147H162V146L159 147V145H161ZM232 142H235V140L232 141ZM237 142L239 143L240 141H237ZM241 142H242V141H241ZM73 143H74V142H73ZM142 143H141V144H142ZM149 143H150V141H149ZM151 143L153 144V141H152ZM151 143H150L149 145H151ZM197 143H198V142H197ZM200 143H201V142H200ZM200 143H199L198 145H200L202 149H203L202 145L207 144L206 142H203V141H202V143H204V144L201 145ZM210 143H209L208 145H210ZM218 143H219V144L222 143V145L224 144L225 146L228 145V144H227V145L225 144L226 142H221V141H220V142H218ZM243 143H244V142H243ZM249 143H250V142H249ZM259 143H260V142H259ZM157 144H159V145H157ZM171 144H172V143H171ZM219 144H218V146H216L217 144H216L215 146L218 148V147H219ZM236 144H237V143H236ZM252 144H253V143H252ZM256 144L258 145L257 142H256ZM111 145H112L111 143H110V145L108 144V146L112 147ZM164 145H165V143H164ZM164 145H163V148H161L162 150L165 148ZM174 145H175V143H173L172 145H169V146H171V148H173V150H167V149H166V148L168 147V145H167V147L165 148V150H167V153H169V151H170L171 153H172V152L174 153L175 151L178 150V149H177V150H174V149H176V148H175L176 146L173 147ZM184 145L189 146V148H187V147L185 148ZM195 145L197 146L196 143H195ZM222 145H220V146H222ZM224 145H223V147H224ZM229 145H231V143H230ZM232 145H234V143H233ZM232 145H231V146H232ZM238 145H241V143L238 144ZM242 145H243V144H242ZM97 146H98V145H97ZM97 146H96V147H97ZM105 146H107V144H104V147H105ZM113 146H114V145H113ZM196 146H195V147H196ZM200 146H198V147H200ZM212 146H214V145H212ZM231 146H230V148H232ZM253 146H254V145H253ZM255 146H256V145H255ZM259 146H260V145H259ZM98 147H99V146H98ZM98 147H97L98 150H97L95 147H93V149L95 148V150H94L93 152H92L93 149H91V151L88 150V152L90 151V156H91L92 154H94L95 151H97V152L99 153L100 150H103V149H104L103 146H102L103 148H102L101 146L99 147V148H101V149H99ZM115 147H116V145H115ZM145 147H146V146H144L143 149H145ZM150 147H151V146H150ZM195 147H194V148H195ZM198 147H196L195 149H197ZM204 147H205V146H204ZM210 147H211V146H210ZM210 147H209V148H210ZM216 147H215V148H216ZM240 147H241V146H239V147L236 146V148H238V150H239ZM249 147H251V146L249 145ZM119 148H120V147H119ZM125 148H126V147H125ZM169 148H170V147H168V149H169ZM171 148H170V149H171ZM201 148H200V149H201ZM215 148L213 147L214 150H217V149H215ZM221 148H222V147H221ZM224 148H225V147H224ZM224 148H223V149H224ZM227 148H228V146H227ZM230 148H229V149H230ZM234 148H235V147H234ZM234 148H233V149H234ZM244 148H246V146H244ZM244 148H243V149H244ZM252 148H254V147H252ZM252 148H251V150H252ZM86 149H87V148H86ZM89 149H90V147H89ZM113 149H114V147H113L111 150H113ZM123 149H124V148H123ZM161 149H160V151H161ZM202 149H201V150H202ZM225 149H226V148H225ZM225 149H224V150H225ZM255 149H256V147H255ZM255 149H254V150H255ZM258 149H259V147H258ZM84 150H85V149H84ZM116 150H117V148H116ZM116 150L114 149L113 151L110 152V154H111L112 152H115ZM119 150H120V149H119ZM127 150H128V149H127ZM127 150H126V153H124V151H123V154H125V155H124L123 157H121V158H123L122 161L126 159V156H129V155H127V152H128ZM155 150H156V149H155ZM155 150H154V151H155ZM184 150H183V153L187 155V153H186L187 151L185 152ZM193 150H194V149H193ZM201 150H200V152H201ZM210 150H211V148H210ZM224 150L220 151V153H223ZM230 150H232V149H230ZM230 150H229V151H230ZM234 150H235V149H234ZM236 150H237V149H236ZM241 150H242V149H241ZM241 150H240V151H241ZM248 150H249V149H248ZM262 150H263V149H262ZM86 151H87V150H86ZM117 151H118V150H117ZM121 151H122V150H121ZM143 151H144V150H143ZM148 151H149V149H148ZM150 151H151V150H150ZM163 151H164V150H163ZM198 151H199V150H198ZM203 151H204V149H203ZM203 151H202V152H203ZM207 151H208V150H207ZM207 151L205 150V152H207ZM212 151H213V150H212ZM217 151L219 152V149H218ZM242 151H243V150H242ZM244 151H245V150H244ZM260 151H261V150L259 149V152H260ZM81 152H82V151H81ZM81 152H80V153H81ZM88 152H86V153H88ZM91 152H92V153H91ZM107 152H108V151H107ZM107 152L105 151V153H107ZM146 152H147V151H145L144 153H146ZM165 152H166V151H165ZM180 152H181V151H180ZM189 152H190V151L188 150V154H189ZM214 152H215V151H214ZM232 152H233V151H232ZM232 152L230 151L229 153H232ZM236 152H237V151H236ZM238 152H239V151H238ZM238 152L236 153V156H237L236 158H238V161H240L239 156L243 158V157H245V155H242V154H241V155H242V156H241V155L238 154ZM250 152L256 153V152H254V151H250ZM250 152H247V151H246L245 154H248V153H250ZM95 153H96V152H95ZM98 153H96V154L99 155ZM116 153H119V158H118L117 156H115V157H116V162H115V164L118 163V164H120V167L124 166V168H126L127 166L125 167V165H128V164H129V166H130V163L126 162V161H128V160L123 161V163H122V161H121V163H119V161L117 162V158L120 160V159H121L120 156H122V154H121V152H116ZM149 153H151V154L153 153L152 155H155L153 151H151V152H149ZM149 153H146L145 156H149V155H148ZM173 153H172V154H173ZM177 153H178V155H179V156L177 155V157L181 158V159H179V161H180V160L184 161L185 159H187V158H185V157H187L186 155H185L184 160H183L182 157H180V154H181V153H179V151H178ZM183 153H182V154H183ZM191 153H192V152H191ZM191 153H190V155H191ZM193 153H195V152H193ZM207 153H209V155L211 156V158L215 156V154H213V153H212V154H213L214 156L211 155V151H210V152H207ZM220 153H219V156H220ZM224 153H225V152H224ZM224 153H223V154H224ZM239 153H240V152H239ZM243 153H244V152H243ZM88 154H89V153H88ZM96 154H94V156H97ZM103 154H104V153H103ZM151 154H150V155H151ZM172 154H171V155H172ZM198 154H199V153H198ZM216 154H217V153H216ZM232 154L235 155L234 153H232ZM237 154H238V155H237ZM256 154H257V153H256ZM256 154H255V155H256ZM260 154H261V153H260ZM262 154H263V153H262ZM114 155H115V153H114ZM114 155L112 156V154H111L112 157H111V156L109 157V158L111 159V160H110L108 157H106V156H107V154H106V156L104 157L103 160L106 159L108 162H110L109 164L112 165V164H114V161H113V160H115V158H113ZM158 155H159L160 157H162V155H160V154H158ZM165 155H167V154H164V156H165ZM195 155H196V154H195ZM199 155H200V154H199ZM202 155L204 156V154L201 153V157H199V158H201V159H197V157H196V160H199L198 162H200V163L197 162L198 164H195V163H193V162H194V160H193V161H192V164H195V165H192V167H191L189 170H188V167H189V166H187V169H186V170H188V171H187L188 173L191 172V173H193V175L195 174L194 176H198L197 178H199V177H203V178L207 177V179L210 180V183H211V180H212L215 176L217 177V175H219V174H216V173H217V171H218V172H219V171L221 172L223 166L225 167V166H228V165H229L228 168H227V167H225V168H227V169L232 168V169H233V167L236 165L235 163H233L234 165H233L232 163H230V164H232L231 166H233V167H230V164L223 165V166L221 165L222 168H221V166H220V169H221V170H220V169H219V165L216 166V165H214V164L212 163V161L215 160V159H212V161H210L211 158H210V160H206V158H209V157H207V156H206V158H205V156H204V159H205L206 161L204 160V161H203L204 163L201 164V161H202ZM209 155H208V156H209ZM227 155H228V154H227ZM230 155H231V154H230ZM90 156L87 155V157H89V158H90ZM92 156H93V155H92ZM92 156H91V158H93V159L95 160V158L92 157ZM101 156H102V155H100V156L98 157V158H99V162H100V157H101ZM155 156H157V155H155ZM159 156H157V158H158ZM172 156H176V155L174 154V155H172ZM172 156H171V158H172ZM193 156H194V155H193ZM216 156H217V155H216ZM219 156H217V157H219ZM231 156H232V155H231ZM231 156L228 155V159H229V157H230V159H231V160H228V161H230V162H232V158H235L234 156H232V157H231ZM250 156H253V154L251 153ZM250 156H249V158H250ZM78 157H79V156H78ZM84 157L86 158V155H84ZM129 157H130V156H129ZM160 157H159V159H161L160 161H163L162 158H160ZM217 157H216V159H217ZM223 157H224V155H223V156L221 155V160H222ZM253 157H254V156H253ZM253 157H251V158H253ZM259 157H260V156H259ZM79 158H80L81 160L78 159V158H76L75 160H76V161L80 160V161L82 162V158H81V157H79ZM89 158H88V159H89ZM96 158H97V157H96ZM102 158H103V157H102ZM107 158H108V159H107ZM112 158H113V159H112ZM153 158H155V160H156V157H153ZM153 158H152V160H153ZM194 158H195V156H194ZM214 158H215V157H214ZM219 158H220V157H219ZM226 158H227V157L224 158V159H225L224 162H225V161H226V162H225V163L223 162V164H226V163H227ZM257 158H258V157H257ZM257 158H255V159H257ZM77 159H78V160H77ZM128 159H129V158H128ZM177 159H178V158H177ZM189 159H191V157H189ZM192 159H193V158H192ZM192 159H191V160H192ZM245 159H246V157H245ZM245 159L243 158L244 161H245ZM247 159H248V158H247ZM255 159H253V160H255ZM83 160H84V159H83ZM101 160H102V159H101ZM152 160H151V161H152ZM155 160H154V161H155ZM164 160H166V159H164ZM169 160H170V159H169ZM169 160H168V161H169ZM187 160H188V159H187ZM219 160H220V159H218L217 164H220V163H219ZM221 160H220V161H221ZM243 160H241L240 163H244ZM262 160H263V159H261V162H262ZM73 161H74V160H73ZM80 161H79V162H80ZM85 161H86V160H85ZM112 161H113V163H112ZM130 161H131V160H130ZM151 161H150V162H151ZM166 161H167V160H166ZM166 161H165V163H166ZM175 161H176V160H175ZM175 161H174V162H175ZM182 161H181V162H182ZM188 161H190V160H188ZM188 161H186V163H187ZM207 161H209V163H208ZM222 161H223V160H222ZM242 161H243V162H242ZM258 161H259V159H257V162H258ZM79 162H78V163H79ZM81 162H80V163H81ZM91 162H92V161H90L89 163H91ZM94 162H95V161H94ZM103 162H104V161H103ZM103 162H101V163L103 164ZM125 162H126V163H125ZM157 162H159V161L157 160ZM206 162L208 163V168L206 167V166H207ZM210 162H211V164H210ZM215 162H216V160H215ZM233 162H237V160H235V161L233 160ZM245 162H246V161H245ZM261 162H259L258 164H260ZM263 162H264V160H263ZM263 162L261 163V165L264 164ZM73 163L75 164V162H73ZM86 163H87V162H84V163L82 162L83 165L86 164ZM97 163H98V162H97ZM101 163H98V164H101ZM105 163H106V162H105ZM111 163H112V164H111ZM143 163H145V162H143ZM146 163H147V162H146ZM152 163H154V162H152ZM152 163H151V165H152ZM168 163H169V162H168ZM168 163H167V164H168ZM170 163L173 164V162H171V161H170ZM170 163H169V164H170ZM175 163H176V165H177V163H178V165L180 164V162H178V161H176ZM175 163L173 164V166L175 165ZM182 163H183V162H182ZM184 163H185V162H184ZM228 163H229V162H228ZM238 163H239V162H237V165L235 166V168L238 166ZM246 163H247V164H245V165L250 166V165H248V163L250 164V161L247 160ZM255 163H256V162H255ZM74 164H73V166H77V167L79 166V165H74ZM82 164H81L79 167H81ZM102 164L98 167V169H99V168L102 169V168L104 167ZM106 164H108V163H106ZM109 164H108V165H109ZM118 164L115 165V166H117V167H115L114 165H112V167L114 168V170L111 169L112 167H110V169H108V170L105 169V167H104L102 170H100V171H104V169L106 170V172L104 171L105 174H104V172H102V175L104 174V176H105L107 173H108V175H109V174H110L109 171L112 170V171H111V176L114 175V174L116 173V174H115L116 176H113V177H115V178H116V177H119V175L117 176V172H118V173L122 172V173H120L121 176L119 177V179L116 178V179H118L117 182H115V183H116L115 186L118 185V190H117L116 187H115V190H117L116 192L112 191V190H114L113 187H112V189H111V188L109 187V185H107V186L109 187V189L111 190L110 193H112V192L114 193V194L112 193L113 196H110L109 193H108L109 196H108V195H105V193H104L103 196L107 197V199H105V198H100V197L94 195V197H96V198H94V200H95V199L97 200V198H98V200H99V199H100V200H101V199H102V200L104 199V201L101 200V201H102L101 203H98V201H96V202H95V203H96V207H95V206H94V201H93V198H92V201H93L92 203H93V204L90 203V204H91L90 206L92 207V205H93V209H91V207L88 206L89 202L87 201V199H88L87 196H85L84 193H82V194H83V195H82L83 198L86 197L85 202H83L84 204L82 203V205H80V204H81L80 202L84 201V200L81 199V198H80V199H81L82 201H81L80 199H78V200H80V201H78V202H79L80 207H82V209H84V211L81 210V208H80V209L77 208V207H78V205H76L77 202H76V204H75L77 207L74 205V207H76V209H78V210H76L75 208H73L74 210L77 211V212H76V217H75V219H74V217H73V219H74V220H73V221H74V222H73V232H74V233H73V234H74L73 237L76 238L75 235L78 234V235H77V238H78L77 240H79V237H78V236H81V238H80V239H81V243H82V242H83V243L81 244V246H80V245H79V246H80V248H82L83 251H82V250H79V249H80L79 247H78V248H79L78 250L80 251L79 253L82 254V257H83V258H82V262H83V264H203L204 260H205L207 257L203 258L204 260H203L202 258H200V261H199V260L197 259L198 256H197V257H193V256L191 257V256H189V255L186 253V252H188V251L185 252V250L183 249V248H186V247H183V248H182V246H184V243H185L184 241H183V242H184L183 244H182V242H181V243L178 242V241L175 239L176 236H174V237L172 236V237H171V240H169L168 237L165 236L164 232H162V230L160 229V226H159L158 224L155 225V223H154V226H153V227H150V226H151V225L149 224V223H150V222H149L150 219H149V221H147V223H146L145 220H144L146 217H144L143 219H138V221H137V219H135L136 216L134 217V213H133V212H134V211H133V210H134L133 207H135V206H133V207L131 206V204H133V203H135V202H132V203H131V200H132V199H130V194H131V193L129 192V186H130V183H129V181H130V174L132 173V172L130 173V171H132V170L129 171V169H131V168H129V166H128L129 169L126 168L125 170H122V171L119 170V171H117L116 169H117L118 166H119ZM131 164H132V163H131ZM154 164H155V163H154ZM157 164H158V163H157ZM157 164H155V165H157ZM160 164H161V163H159L158 165H160ZM190 164H191V163H190ZM190 164H189V162H188V165H190ZM204 164H205L206 166H205ZM87 165H88V163H87ZM90 165H91V164H90ZM143 165H144V164H143ZM143 165H141V167H142ZM147 165H148V167H147ZM176 165H175V167H176ZM178 165H177V166H178ZM180 165H181V164H180ZM243 165H244V164H242L241 166L239 165L238 168L241 167V168H243V170H244V166H243ZM88 166H89V165H88ZM88 166H86V168H88ZM131 166H132V165H131ZM149 166H150V164H146V168H149ZM166 166H168V165H166ZM183 166H184V165H183ZM256 166H257V163L255 164V169H256ZM152 167H153V166H151V168H152ZM175 167H173V168L171 167L172 170H173V173H174V168H175ZM184 167H185V166H184ZM205 167H206V168H205ZM253 167H254V164H253ZM253 167L250 166L249 168L251 169V168H253ZM259 167H260V166H259ZM259 167L257 168V171L261 174V171H259L258 169H260V170H264V169L261 168V167L259 168ZM73 168H74V167H73ZM75 168H76V167H75ZM82 168H83V166H82ZM82 168H80V169L83 170L84 168H83V169H82ZM86 168H85V169H86ZM106 168H107V167H106ZM151 168H150V169H151ZM157 168H158V167H157ZM157 168H156V169H157ZM160 168H161V167H160ZM160 168H159V169H160ZM167 168H168V167H167ZM178 168H179V167H178ZM185 168H186V167H185ZM185 168H182V167H181L182 170L185 169ZM238 168H237V169H238ZM85 169H84V170H85ZM89 169H90V166H89ZM143 169H144V168H143ZM143 169H142V170H143ZM159 169H158V171H159ZM163 169H164V171H166L165 168H164V166H163ZM168 169H169V168H168ZM176 169H177V168H176ZM181 169H180V170H181ZM232 169H231V170H232ZM237 169H236V170L233 169V171H229V173H230V172H234V170H235V171H238ZM245 169H246V168H245ZM253 169H254V168H253ZM255 169H254V170H255ZM74 170H75V173H76V169H74ZM81 170H80V171L78 170V172H81ZM169 170H170V169H169ZM169 170H167V171L169 172ZM172 170H170V172H171ZM199 170H201V173H199ZM223 170H224V169H223ZM223 170H222V171H223ZM246 170H247V171L244 170L245 172H244V175H243V176H244L243 179H245V177L248 176V175L245 176V173H250V174L252 173V174H253V172H254V171H253V172H252V171H249L248 169H246ZM251 170H252V169H251ZM107 171H108V172H107ZM113 171H116V172H113ZM158 171H157V174H156V175H155L156 170H154V172H153L154 175L149 171L150 174L153 175L152 178L156 179L154 176L157 177V175H158ZM225 171H226V170H225ZM225 171H224V172H225ZM239 171H240V170H239ZM248 171H249V172H248ZM255 171H256V170H255ZM144 172H145V174H146V171H144ZM144 172H143V173H144ZM176 172H177V171H176ZM185 172H186V171H185ZM187 172H186V173H187ZM220 172H219V173H220ZM258 172H256V173H258ZM262 172H263V171H262ZM73 173H74V172H73ZM98 173H99V172H98ZM98 173H97V174H98ZM100 173H101V172H100ZM100 173H99V174H100ZM161 173H162V172H161ZM165 173L167 174V172H165ZM165 173H164V174H165ZM171 173H172V172H171ZM180 173H182V172H180ZM186 173H182L181 180H179V178H175V177H173V179H174V178H175V180L178 179L179 182H181V184H182V185L180 184V186H182V187H184V188L186 187L187 189H186V188H185V189L188 190L189 184H191V187H193L194 184H196V182H197V181H196L197 178L195 179V177H194L195 180L193 181L192 178H190V176H185ZM222 173H223V172H222ZM222 173H221V174H222ZM132 174H133V173H132ZM148 174H149V173H148ZM150 174H149V176L151 177ZM159 174H160V173H159ZM177 174H178V173H177ZM189 174H190V173H189ZM225 174H226V173H225ZM225 174H223V175L225 176V178H227V174H226V175H225ZM232 174H233V173H232ZM234 174H235V172H234ZM238 174H239V176L241 177V178H239V179L241 180V179H242V176H241L242 173H241V174L238 173ZM260 174H258L257 176H260V177H261ZM102 175L100 174V178H102ZM162 175H163V173L161 174V176H162ZM186 175H188V174H186ZM193 175H191V176H193ZM228 175H229V174H228ZM254 175H255V173H254L252 176H250V177H253ZM262 175H264V174L262 173ZM163 176L165 177L166 175H163ZM163 176H162V178H163ZM168 176H171V175L168 173ZM179 176H180V175H179ZM231 176H232V175H230V177H228V178H229V180L232 178V179H231V181H232V180H233V176H232V177H231ZM235 176H237V174H235ZM239 176H238V177H239ZM257 176H254V177L259 178V177H257ZM105 177H106V176H105ZM105 177H103V178H104V179H106V178L108 179V177H110V176H108V177H106V178H105ZM159 177H160V176H159ZM159 177H157V179H159ZM177 177H178V176H177ZM208 177H209V178H208ZM220 177H222V176H220ZM254 177H253V178H254ZM103 178H102V179H103ZM131 178H132V177H131ZM170 178H172V177H170ZM217 178H218V177H217ZM228 178H227V180H228ZM246 178H247V177H246ZM263 178H264V176H263ZM263 178L261 177V179H263ZM96 179H98V177H96ZM102 179H98V180H101V181L99 182V181L97 180V182H96V183L99 182V183L102 185V186H97L98 189H100V194H98L99 196H100L101 194H103V189H105V188H104L105 186H103L105 182L102 183V181L104 180V179H103V180H102ZM110 179H111V178H110ZM110 179H109V180H110ZM167 179H168V178H167ZM167 179H165V180L167 181ZM173 179H172V180H173ZM236 179H238V178H236ZM247 179H250V178H247ZM259 179H260V178H259ZM259 179H258V181H259ZM88 180H89V179H88ZM109 180H107L106 182H109ZM131 180L133 181V179H131ZM160 180H161V177H160ZM209 180H208V182H209ZM215 180H216V178H215ZM215 180H214V181H215ZM222 180H223V178H222ZM225 180H226V179H225ZM250 180H252V179H250ZM91 181H92V180H91ZM91 181H89V183H90ZM110 181H111V180H110ZM161 181H162V180H161ZM161 181H160V182L158 181L159 184L161 183ZM166 181H165V182H166ZM195 181H196V182H195ZM217 181H219V180H217ZM238 181H239V180H235V182H238ZM248 181H249V180H248ZM94 182H95V181H94ZM94 182H93V183H94ZM113 182H114V181H113ZM153 182H156V180H153L152 183H153ZM162 182H164V181H162ZM173 182H176V181H173ZM177 182H178V181H177ZM191 182H192V183H191ZM202 182H203V181H202ZM208 182H206V183L208 184ZM215 182H216V181H215ZM215 182H214V184H215ZM222 182H223V181H222ZM232 182H233V181H232ZM249 182H250V181H249ZM249 182H248V183H249ZM252 182H253V181H252ZM254 182H255V181H254ZM91 183H92V182H91ZM99 183H98V184H99ZM110 183H111V182H110ZM115 183H114V184H115ZM166 183H167V182H166ZM171 183H172V182H171ZM171 183L166 184V186H167V185L169 186ZM193 183H194V184H193ZM219 183H220V182H219ZM224 183H225V182H224ZM257 183H258V182H257ZM263 183H264V182H263ZM94 184H95V183H94ZM98 184H97V185H98ZM106 184H107V183H106ZM153 184H155V183H153ZM156 184L158 185V183H156ZM163 184H164V183H163ZM163 184H162V186H163ZM177 184H178V183H177ZM177 184H176V186L178 187L179 184H178V185H177ZM192 184H193V186H192ZM207 184H206V185H207ZM211 184H212V183H211ZM220 184H222V183H220ZM228 184H229V182H228ZM228 184H227V188H228L227 190L229 191V188H230V187L228 186ZM241 184H242V183H241ZM244 184H245V180H244ZM244 184H242L243 187H245ZM261 184H262V183H261ZM92 185H93V184H91V186H92ZM95 185H96V184H95ZM95 185H94V186H95ZM200 185H201V184H200ZM204 185H205V183H204ZM208 185H209V184H208ZM231 185H232V184H231ZM238 185H239V184H236V186H238ZM245 185H247V184H245ZM258 185H259V183H258ZM160 186H161V185H160ZM160 186H159V188L163 189V188L160 187ZM166 186H163V187H166ZM195 186H197V185H195ZM198 186H199V185H198ZM209 186H210V185H209ZM209 186H208V187H209ZM217 186H218V184H217ZM217 186H216L215 188H217ZM223 186H225V185H223ZM89 187H90V186H89ZM89 187H88V188H89ZM92 187H93V186H92ZM171 187H172V186L170 185V189H171ZM191 187L189 188V189H190V190H189V193L192 192ZM200 187H201V186H200ZM200 187H199V188H200ZM101 188H103V189L101 190ZM155 188H156V189H154V190L156 191V190H157V187L155 186ZM167 188H168V187H167ZM173 188H175V187H173ZM173 188H172L171 190H170L169 188H168V189H165V188H164L163 190H164V191H167V190H168L169 194H168V192H166V193H167V194H166L163 190H162V191H163L162 194L164 195V193H165V194L168 195V196L171 195L170 192H172V190H175V189H173ZM180 188H181V187H180ZM184 188H183V190H184ZM213 188H214V186L212 185L211 189H209V190H212V192H213V190H214ZM218 188H220V187L218 186ZM218 188H217V189H218ZM232 188L235 189L236 187H232ZM232 188H231V189H232ZM238 188H239V187H238ZM240 188H241V186H240ZM245 188H246V189H245ZM245 188H244L245 190H243V188H242V190L244 191V193L248 190L247 187H245ZM260 188H262L261 185H260ZM263 188H264V187H263ZM89 189H91V188H89ZM93 189H97V188L93 187ZM93 189H92L93 192L97 191V190H93ZM107 189H108V188H107ZM181 189H182V188H181ZM222 189H223V188H222ZM222 189H221V190H222ZM231 189H230V190H231ZM236 189H237V188H236ZM169 190H170V191H169ZM176 190H177V189H176ZM203 190H204V189H203ZM205 190H206V189H205ZM215 190H216V189H215ZM219 190H220V189H219ZM219 190H216V191H219ZM224 190H225V188H224L222 191H224ZM227 190H226V191H227ZM239 190H240V189H239ZM239 190H238V191H239ZM84 191H86V190H83V192H84ZM101 191H102V192H101ZM155 191H154V192H155ZM157 191H158V190H157ZM180 191H182V190H180ZM190 191H191V192H190ZM200 191H201V190H200ZM233 191H234V190H231V192H233ZM235 191H236V190H235ZM238 191H237V192H238ZM97 192H98V191H97ZM97 192H96V193H97ZM105 192L107 193V190H105ZM150 192H151V191H150ZM158 192H161V191H158ZM173 192H174V191H173ZM173 192H172V193H173ZM182 192H183V191H182ZM202 192H203V191H202ZM202 192H201V194H203ZM208 192H210V191H208ZM229 192H230V191H229ZM239 192H240V193H243V192H241V191H239ZM86 193L88 194V191H87ZM86 193H85V194H86ZM199 193H200V192H199V190H198V193H197V194L199 195ZM210 193H211V192H210ZM214 193H215V192H214ZM217 193H218V192H217ZM222 193H223V192H221V194H222ZM226 193H227V192H226ZM226 193H224V194H226ZM244 193H243V194H244ZM152 194H153V193H152ZM162 194H159V195H158V193H157V194H153L154 197L157 195L155 198H157L158 196H160V197H158V199L160 198L159 201H158V199H154V201L157 200V201H155V203H156V202L158 203V202L164 200L165 195H164V197H163ZM174 194H176V193H174ZM174 194H173L172 196H174ZM180 194H181V192H180ZM180 194H179V195H180ZM183 194H184V196H186V199H187V197H188V200H187V201H189L190 199H189V196L187 195L188 193H187V192H186V193L183 192ZM185 194H186V195H185ZM193 194H195V193H193ZM208 194H209V193H207V194H205V195H208ZM224 194H223V195H224ZM229 194H230V193H229ZM229 194H228V199H229ZM232 194H234V193H232ZM235 194H236V193H235ZM235 194H234V196H236ZM238 194H239V193H238ZM248 194H249V193H248ZM248 194H247V197H248ZM177 195H178V194H177ZM177 195L174 196V198H175V197H178ZM198 195H197V196H198ZM211 195H213V193H212ZM223 195H221L222 198L225 196V195H224V196H223ZM241 195H242V194H241ZM241 195L239 194L240 197H241ZM82 196H81V197H82ZM84 196H85V197H84ZM89 196H90V198H91V195H90V194H89ZM89 196H88V197H89ZM103 196H102V197H103ZM133 196H134V195H133ZM135 196H136V195H135ZM135 196H134V197H135ZM161 196H162V197H161ZM182 196H183V195H182ZM230 196H231V194H230ZM234 196H231V198H232V197L235 198ZM110 197H112V199H111ZM154 197H153V198H154ZM166 197H167V196H166ZM166 197H165V198H166ZM190 197H192V196L190 195ZM195 197H196V196H195ZM199 197H200V196H199ZM202 197H203V196H202ZM202 197H201V198H202ZM214 197H217V196L215 195ZM221 197H220L221 200H220L219 202L222 203V200L224 201V199H222ZM242 197H243V196H242ZM244 197H245V195H244ZM109 198H110V199H109ZM161 198H163V200H162ZM174 198H172V200H170L171 198H170V199L167 198V199H168L169 201H171V202H174V201H173ZM178 198H179V203H178V204H182L181 197L179 196ZM192 198H193V197H192ZM192 198H191V199H192ZM207 198H208V197H207ZM209 198H210V195H209ZM212 198H213V197H212ZM224 198H225V197H224ZM237 198H238V197H237ZM183 199H184V198H183ZM193 199H194V198H193ZM205 199H206V197H205ZM218 199H219V198H218ZM88 200H89V199H88ZM100 200H99V202H100ZM133 200H134V199H133ZM145 200H146V199H145ZM150 200H151V198H150ZM200 200H201V199H200ZM207 200H208V199H207ZM209 200H210V199H209ZM209 200H208L207 203H209ZM213 200H214V199H213ZM215 200H217V199H215ZM225 200H226V199H225ZM230 200L233 201L234 199H233V200L230 199ZM230 200H229V201H230ZM237 200H238V199H237ZM86 201H87L88 203H87ZM89 201H91V200H89ZM169 201H168V202H169ZM187 201H185V202L187 203ZM198 201H199V200H198ZM203 201L206 202V201L204 200V197H203ZM203 201H202V202H203ZM136 202H137V201H136ZM165 202H166V201H165ZM171 202H170V203H171ZM183 202H184V200H183ZM196 202H197V201H196ZM202 202H201V203H202ZM204 202H203V203H204ZM215 202L217 203L218 201H215ZM224 202H225V201H224ZM224 202H223V204L225 205V207L223 206V204H221V203H219V204L222 205V206L225 208V210L222 209V211L224 210V211L226 212V210L228 209L227 207H228V205H230V204L227 203V201H226L225 203L228 204V205H226ZM235 202H237V201H235ZM242 202H243V201H242ZM244 202H245V198H244ZM85 203H87V204H85ZM161 203H162V202H161ZM166 203H167V202H166ZM174 203L176 204L177 202H174ZM192 203H193V202H192ZM233 203H234V202H233ZM233 203H232V204H233ZM135 204H136V203H135ZM135 204H134V205H135ZM158 204H159V203H158ZM163 204H164V203H163ZM175 204H173V205H175ZM178 204H177V205H178ZM190 204H191V203H190ZM204 204H205V203H204ZM209 204H210V203H209ZM209 204H208V205H209ZM212 204H213V203H212ZM85 205H86V207L88 206V207H90V208L87 207L86 210H85ZM137 205H138V204H137ZM139 205H140V204H139ZM154 205H155V204H153V206H154ZM165 205H166V204H165ZM168 205H170V206L173 207L172 203H171V204L168 203ZM188 205H189V203H188ZM196 205H199V204H196ZM213 205L215 206L216 204H213ZM220 205H216V206H220ZM249 205H250V204H249ZM249 205H248V207H250ZM157 206H159V205H157ZM157 206L152 207V205H151V206L149 205L150 208H155V207H157ZM166 206H167V205H166ZM166 206H164V207H165V209H168V212H169V209H170V212H171L172 209H174V208H172V207H170V206H167V207H170V208H166ZM182 206H183V205H181V207H182ZM184 206H185V204H184ZM203 206H205V205H203ZM203 206H202V207H203ZM214 206H212V207H213V210H212V211H211V209H210L211 212H210V211L208 212L209 209H208V208L205 209L206 207H204V208H202V209L200 208V211L198 212L199 215H197V216L195 215V218H197V217L199 216L200 219H202V220H204V221L207 220V221L209 222L207 225H204V227H202V225H201L202 222H200V220H199L200 224H198V223H199V222L197 221L198 219H194V220H196L198 223L196 222V224H195V221H194V222H193V223H194L193 225H194L195 227L200 225L202 228H201V229H200V228H199V229H196L194 226L192 227V226H191L192 222H191L190 226H191L192 230H193V229H194V230H193V231L190 230V231H191V232H195L194 235L192 236L193 233L190 234V232L186 230V232H189V235H190L189 238L192 237V240H191V238H190V240H191V242L194 244V245H193V246H195L194 248H198V247L200 248V245H199V246H196L195 242H196L197 238H200V239L203 238V237L200 236V235H202V234H203V235L209 234V236H210V235H212V233H213V235L211 236V237H212L211 241H212V242H215V243H218V242H219V244H220V242H221V241L219 240V239L221 238L220 236H221V232H222V231L220 230V228L222 227V224H221V223L224 222L225 220L222 221V220H223V218H222V217H223V216H222L223 212H222V214H221L220 212H219V214H218L217 212L214 211V209L216 208V207H214ZM245 206H247V205L245 204ZM254 206H255V205H254ZM261 206L264 207L262 204H260V207H261ZM94 207H95V209H94ZM174 207H175V206H174ZM178 207H179V206H178ZM181 207H180V208H181ZM185 207H186V206H185ZM189 207H190V205H189ZM189 207H186L185 210H186L187 208H189ZM191 207H193V206H191ZM194 207H195V201H194ZM199 207H200V206H198L197 209H199ZM210 207H211V206H210ZM210 207H209V208H210ZM159 208H163V205H161V207L159 206L158 209H159ZM180 208H178L177 210H179ZM232 208H234V207H232ZM232 208H230V209H232ZM241 208H242V207H241ZM87 209H88V210L91 209V210L88 211ZM165 209H162V210H165ZM175 209H176V208H175ZM175 209H174V210H175ZM191 209L193 210V208H191ZM217 209H218V208H217ZM242 209H243V208H242ZM244 209H245V208H244ZM246 209L248 210V209H250V208H247V207H246ZM251 209H252V208H251ZM256 209H257V208H256ZM260 209H261V208H260ZM262 209H264V208H262ZM74 210H73V211H74ZM80 210L82 211L83 214H81ZM135 210H136V209H135ZM159 210H160V209H159ZM159 210H158V211H159ZM174 210H173V213L176 214V212H174ZM189 210H190V208H189ZM219 210L221 211V208L218 209L217 211H219ZM235 210H236V209H235ZM247 210H246V211H247ZM258 210H259V207H258ZM154 211H155V210H154ZM193 211H194V210H193ZM230 211L232 212V214H234L233 216L235 217V213H234V211H233V210H230ZM238 211H239V210H238ZM240 211H241V210H240ZM240 211H239V212H240ZM242 211H243V210H242ZM136 212H137V211H136ZM136 212H135V213H136ZM151 212H153V211H151ZM159 212H160V211H159ZM170 212L168 213V215H172V213L170 214ZM185 212H186V211H185ZM236 212H237V211H236ZM244 212H245V211H244ZM247 212H248V211H247ZM251 212H253V210H252ZM261 212H262V211H261ZM73 213H75V211H74ZM154 213H155V212H154ZM156 213H157V209H156ZM164 213H165V212H164ZM164 213H162V214H164ZM183 213H184V212H183ZM183 213L180 214V215L183 216ZM237 213H238V212H237ZM248 213H249V212H248ZM263 213H264V212H263ZM136 214H137V213H136ZM136 214H135V215H136ZM160 214H161V213H160ZM160 214H159V215H160ZM190 214H191V213H190ZM196 214H197V212H196ZM239 214H240V213H239ZM243 214H244V213H243ZM259 214H261V213H259ZM73 215H74V214H73ZM149 215H150V214H149ZM155 215H156V214H154V218H155ZM166 215H167V213H166ZM166 215H164V216H166ZM177 215H178V214H177ZM177 215H176V216H177ZM193 215H194V214H193ZM220 215H221L222 217H221ZM223 215H224V217H225V215H228V213L226 212V213L223 214ZM240 215H241V214H240ZM240 215H239V216H240ZM246 215H247V214H246ZM246 215H245V216H246ZM248 215H249V214H248ZM261 215H262V214H261ZM74 216H75V215H74ZM164 216H163V217H164ZM172 216H173V215H172ZM178 216H179V215H178ZM188 216H189V215H188ZM190 216H192V214H191ZM245 216H244V217H245ZM249 216H250V215H249ZM157 217H159V216H157ZM185 217H186V216H185ZM236 217H237V215H236ZM244 217H242L241 219H243ZM150 218H151V217H150ZM160 218H161V216H160ZM171 218H172V217H171ZM171 218H169V219H171ZM231 218H232V216L230 215V218H229L228 220H230ZM248 218H249V217H248ZM256 218H257V217H256ZM261 218H262V216H261ZM155 219H157V218H155ZM161 219H162V218H161ZM164 219H166V221H167V220H168V219H167V216H166ZM177 219H178V218H177ZM183 219H184V218H183ZM192 219H193V218L190 217V218L184 219V221L182 220L183 222L181 223V225H182L181 227H182V228H185V227H186L185 229H187V227L190 228V226H189V222L192 221ZM224 219H225V218H224ZM239 219H240V218H239ZM239 219H238V220H239ZM244 219H245V218H244ZM254 219H255V218H254ZM259 219H260V218H259ZM157 220H158V219H157ZM157 220H156V221H157ZM159 220H160V219H159ZM172 220H174V219H172ZM233 220H234V219H231V221H230L231 224L233 223ZM246 220H247V222L249 223L248 219H245V220H243V221L246 222ZM255 220H256V219H255ZM156 221H155V222H156ZM168 221H169V220H168ZM178 221H180V220H178ZM221 221H222V222H221ZM239 221H240V220H239ZM239 221H237V223H239ZM253 221H254V220H253ZM262 221H263V220H262ZM151 222H152V221H151ZM153 222H154V220H153ZM157 222H158V221H157ZM157 222H156V223H157ZM172 222H173V221H172ZM235 222H236V220H235ZM235 222H234V224H235ZM258 222H259V221H258ZM174 223H175V222H174ZM203 223H204V222H203ZM215 223H216V225L218 224L217 227H216ZM224 223H225V222H224ZM224 223H223V226H225ZM228 223H229V221H228ZM241 223H243V222L240 221L239 225H241ZM256 223H257V222H256ZM263 223H264V222H263ZM159 224H160V222H159ZM178 224H180V223L178 222ZM197 224H198V225H197ZM205 224H206V221H205ZM250 224H254V223H250ZM250 224H249V226H253V225H250ZM257 224H258V223H257ZM260 224H261V222H260ZM149 225H150V226H149ZM172 225H173V224H172ZM227 225H228V224H226V227H228V228H229L230 226H232V225H230V224H229L230 226H227ZM243 225H244V224H243ZM247 225H248V224H247ZM138 226H141V227H139V228H142L143 230H145V232H148V234H149L148 238H147L146 236H144L145 233H144V234L142 233L143 235L141 236V234H140V232H139L140 235H137L136 230H138L139 228H138V229H136V228H137ZM168 226H169V225H168ZM179 226H180V225H179ZM179 226H178V227H179ZM220 226H221V227H220ZM237 226H238V225H237ZM245 226H246V225H245ZM245 226H243V227H245ZM249 226H247V227H249ZM254 226H255V225H254ZM263 226H264V225H262V227H263ZM170 227H171V225L169 226V228H170ZM176 227H177V225H176ZM240 227H241V226H240ZM243 227H241L240 229H242ZM161 228H162V225H161ZM169 228H168V229H169ZM172 228L175 229L174 227H172ZM179 228H180V227H179ZM179 228H178V229H179ZM191 228H190V229H191ZM228 228H227V231H230L231 229L229 230ZM233 228H234V226H232V229H233ZM236 228H238V227H236ZM250 228H251V227H250ZM252 228H254V227H252ZM263 228H264V227H263ZM170 229H171V228H170ZM185 229H184V230H185ZM222 229H223V227H222ZM240 229L238 228V230H240ZM244 229L246 230L247 228H244ZM244 229H243V230H244ZM165 230H166V228L163 229V231H165ZM181 230H183V229H181ZM184 230H183V232H185ZM188 230H189V229H188ZM238 230H237V231H238ZM245 230H244V231H238V233L241 232V234H239L240 236L244 233V235H243L244 238H243V239H246V240H247V238H248V234H245V233H247ZM247 230H248V229H247ZM250 230H252V229H250ZM260 230H261V229H260ZM77 231H78V233H77ZM176 231H177V230H176ZM178 231H179V233L182 232V231L180 232V229H179ZM203 231H204L205 233H204ZM219 231H221V232H219ZM223 231H224V230H223ZM231 231H232V230H231ZM231 231H230V232H231ZM252 231L254 232V230H252ZM141 232H142V231H141ZM168 232H170V231H168ZM172 232H173L174 234L176 233L174 230H172ZM172 232H170L171 235H172ZM183 232H182V233H183ZM186 232H185V233H186ZM209 232H210L211 234H210ZM225 232H226V231H224V235L227 236V235L225 234ZM230 232H229V234H232V232H231V233H230ZM248 232H250V231H248ZM257 232H258V231H257ZM76 233H77V234H76ZM177 233H178V232H177ZM182 233H181V234H182ZM238 233H237V234H238ZM258 233H259V232H258ZM262 233H264V232H262ZM187 234H188V233H187ZM229 234H228L227 237H229ZM251 234H252V233H251ZM255 234H256V233H255ZM255 234H252V235H254V237H255V236L257 235V234L255 235ZM171 235H170V236H171ZM175 235H177V234H175ZM179 235H180V234H179ZM179 235H178L177 237H179ZM203 235H202V236H203ZM219 235H220V236H219ZM234 235H235L234 237H237L236 234H234ZM245 235L247 236V238H245ZM258 235H259V234H258ZM262 235H263V234H262ZM182 236L184 237V236H186V234H185V235H182ZM225 236H224V237L222 236V237L225 239ZM240 236L238 237L239 239H240ZM187 237H188V235H187ZM211 237H209V238H211ZM213 237H215V238L217 237L216 239H218L219 241L216 240L215 238H214V240H213ZM219 237H220V238H219ZM231 237H232V236H231ZM256 237H257V240H258V239H259L258 236H256ZM259 237H262V236H259ZM75 238H74V239H75ZM179 238L182 239L181 236H180ZM209 238H208V239H209ZM223 238H221V240H222ZM232 238H233V237H232ZM177 239H178V238H177ZM185 239H186V237H185ZM200 239H199V241H201ZM205 239H207V238H205ZM243 239H241V241H244ZM249 239H251V237H250ZM252 239H254V238H252ZM261 239L263 240L264 238H261ZM261 239H260V240H261ZM77 240H76V241H77ZM178 240H179V239H178ZM182 240H184V239H182ZM186 240H187V239H186ZM202 240H203V239H202ZM225 240H226V239H225ZM225 240L222 241L224 246H225V244H224ZM227 240H228V239H227ZM227 240H226V241H227ZM234 240H235V241H239L238 239L236 240V238H234ZM257 240L254 239V241H257ZM79 241H80V240H79ZM180 241H181V240H180ZM187 241H188V240H187ZM187 241H186V242H187ZM229 241H230V240H229ZM229 241H228V242H229ZM247 241H248V240H247ZM247 241H246V242H247ZM250 241H251V240H250ZM254 241L252 240V242H254ZM263 241H264V240H263ZM73 242H75V240H74ZM212 242H210L211 245L214 244V243H212ZM230 242H231V241H230ZM248 242H249V241H248ZM248 242H247V243H248ZM258 242H259V241H258ZM260 242H261V241H260ZM75 243L77 244L78 242H75ZM187 243H188V242H187ZM187 243H185V246L188 245L189 247H191V245H189V244H187ZM225 243H227V242H225ZM242 243H243V242H242ZM186 244H187V245H186ZM190 244H191V243H190ZM198 244H199V243H198V241H197V245H198ZM219 244H218V245H217V244L212 245V250H211L210 256H209L208 258H213V257H211V256H213L215 253H217L216 255H217L218 259L221 260L219 257H221V255H222L221 253H222V251H224V250H223L224 248L221 250V248L224 247V246H223V245L221 246V245H219ZM221 244H222V243H221ZM230 244H231V243H230ZM238 244H239V242H238ZM243 244H245V245H244L245 248H247L248 246H251V243H250V242H249V245L247 244L248 246L246 245V243H243ZM243 244H242V245H243ZM259 244H260V243H259ZM259 244H257L256 246H258ZM74 245H75V244H73V246H74ZM211 245H209V246H211ZM227 245H228V244H226V247H227ZM253 245H254V244H252V246H253ZM216 246H219V248L216 247ZM220 246H221V248H220ZM234 246H235V245H234ZM237 246H238V245H237ZM260 246H261V244H260ZM260 246H258V247H260ZM229 247H232V245L229 246ZM238 247H239V250H243V249H244V248H243V249L240 248V247H242L241 244H240V246H238ZM187 248H188V247H187ZM187 248H186V249H187ZM199 248H198V249H199ZM202 248H203V247H202ZM210 248H211V247H210ZM234 248L236 249V246L233 247V250H235ZM248 248H249V247H248ZM254 248H256V247H254ZM260 248H261V247H260ZM192 249H193V248H192ZM217 249H218V250H217ZM252 249H253V248H252ZM256 249H257V248H256ZM262 249H263V247H262ZM75 250H76V248H75ZM75 250H73V251H75ZM190 250H191V249H190ZM190 250H189L190 253L188 252L189 254H191V251H192V250H191V251H190ZM200 250H201V249H200ZM209 250H210V249H209ZM233 250H232V254L234 253ZM244 250L246 251V250H248V249H244ZM244 250L242 251V255H245V256H243V257H247L246 254L244 253ZM249 250H251V247L249 248ZM193 251H194V250H193ZM202 251H204V250H202ZM202 251H201V252H202ZM206 251H207V249H206ZM252 251H255V252L258 254L257 251H261V252H262L263 250H261V249H260V250H258V249L255 250V249H254V250H252ZM75 252L79 255V253H78L77 251H75ZM194 252H195V251H194ZM207 252H208V251H207ZM209 252H210V251H209ZM224 252H225V255H226V251H224ZM229 252H231V248H230V250L228 251V254L231 255V253H229ZM235 252H236V251H235ZM237 252H239V251H237ZM237 252H236V253H237ZM250 252H251V251H250ZM76 253H73V254H76ZM197 253H198V252H197ZM204 253H205V252H204ZM243 253H244V254H243ZM246 253H247V252H246ZM251 253H252V252H251ZM253 253H254V252H253ZM77 254H76L75 256H77ZM195 254H196V252H195ZM201 254H203V253H200V254H197V255H201ZM206 254H207V253H206ZM206 254H205V256H207ZM223 254H224V253H223ZM238 254H239V253H238ZM203 255H204V254H203ZM203 255H202V257H203ZM216 255H215V256H216ZM235 255H236V254H235ZM253 255H254V254H253ZM253 255H252V256H253ZM255 255H256V254H255ZM261 255H262V254H261ZM261 255H260V256H261ZM73 256H74V255H73ZM79 256L81 257V255H79ZM195 256H196V255H195ZM223 256H224V255H223ZM223 256H222V257H223ZM226 256H227V255H226ZM239 256H240V254H239ZM249 256H251V255H249ZM217 257H216V258H217ZM224 257H225V256H224ZM253 257H254V256H253ZM257 257H259V255H257V256L254 257V258H257ZM73 258H76V257H73ZM230 258H231V257H230ZM237 258H240V257H237ZM237 258H236V259H237ZM249 258H251V257H247V259H249ZM201 259L203 260V262H201ZM222 259H223V258H222ZM224 259H225V258H224ZM224 259H223L222 261H224ZM234 259H235V258L232 259L233 262H234ZM242 259L245 260V258H242ZM261 259L264 260V256H263V258H261ZM209 260H210V259H209ZM213 260H214V259H213ZM213 260H212V261H213ZM215 260L217 261V259H215ZM215 260H214L213 263H215ZM232 260H230V261H232ZM243 260H242V261H243ZM249 260H250V259H249ZM251 260H252V259H251ZM205 261H206V260H205ZM207 261H208V260H207ZM228 261H229V260H228ZM235 261H236V260H235ZM246 261H247V260H246ZM256 261L258 262V259H257ZM259 261H260V259H259ZM77 262H79V259H77V258H76V259H73V264H75V263H77ZM226 262H227V260H226ZM257 262H256V264H257ZM261 262H262V264L264 263L263 261H261ZM261 262H260V263H261ZM205 263H206V262H205ZM221 263H222V262H221ZM241 263H242V262H241ZM244 263H245V262H244ZM252 263H253V261H252ZM254 263H255V262H254ZM77 264H78V263H77ZM81 264H82V263H81ZM215 264H216V263H215ZM218 264H219V261H218ZM222 264H224V263H222ZM225 264H226V263H225ZM227 264H228V263H227ZM232 264H233V263H232ZM245 264H246V263H245ZM248 264H249V262H248ZM250 264H251V263H250Z\"/></svg>",
  "mask_w": 264,
  "mask_h": 264
}]
</instances>
